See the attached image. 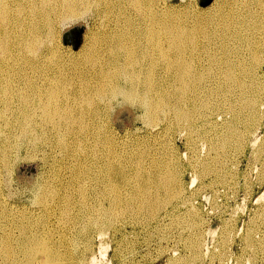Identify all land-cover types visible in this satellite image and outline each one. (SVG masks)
Here are the masks:
<instances>
[{"label": "bare ground", "instance_id": "1", "mask_svg": "<svg viewBox=\"0 0 264 264\" xmlns=\"http://www.w3.org/2000/svg\"><path fill=\"white\" fill-rule=\"evenodd\" d=\"M166 0H0V174L2 170L9 172L12 156L15 153L16 147H18L19 142L28 141L35 142L39 141L40 135L38 129H44L43 124L52 123L49 127L52 128L54 133L53 139H48L47 129L44 131L43 139L48 141L51 140L57 148L64 150L66 155L68 154H79V147L86 148L85 154L91 153L93 158L88 157V160L84 162L82 156H79V169L83 174H90L93 170H98L97 175L100 179L110 180L113 173V165L115 161L122 162V158L116 153L113 143L114 137L112 134L104 135L103 129L101 130L100 126L96 122L98 115H101L103 110L106 107H109V103L114 98H125L130 100L132 103H136L143 110V115L149 120L153 121L152 125H157L159 120L166 121L164 123V129L168 132L170 122L174 120L179 124H182L186 120L190 125L195 120L197 114H209L210 104L204 98H210L212 95L218 94L220 96V90L225 86L230 87L238 86V98L243 100L242 105L244 104L248 108L251 107L253 110L256 109V98L258 93L256 91V82L264 84V78L254 76L256 71V63H260L261 56L256 51V45L253 42L254 32L256 29H261L264 31V0H213V8L206 10V17L201 18L199 23H196L192 26H188L185 23H180L176 20L174 14L170 16H163V8ZM100 5H105L107 11V17L109 21L108 33L104 36H100L101 42V51L97 60L95 59L94 65L98 64V68L95 71L94 75L87 74L84 75L83 80L84 84L82 89L87 90L88 94L75 92L73 95L67 96L66 99H61V97L66 93V85L48 83L45 91H41L40 97L30 98L28 92H20L16 88L18 85L17 79L19 75L22 74L25 68H39L35 63H33L29 57L26 50H34L37 48L38 43L43 42V36H47L50 33H56L55 29L57 22L67 20L69 18L78 17L82 13L89 11L93 7H100ZM97 8V9H98ZM166 8V6H165ZM100 9V8H99ZM209 9V8H208ZM168 10V9H167ZM193 10V9H192ZM200 10V9H199ZM172 12V11H171ZM197 13V12H196ZM200 13V12H199ZM163 14V15H162ZM198 14V13H197ZM196 14V15H197ZM169 15V14H168ZM191 15V14H190ZM195 15V17H196ZM202 16V15H201ZM111 17L113 20L111 21ZM190 17V16H189ZM188 17V18H189ZM198 17V16H197ZM197 19V18H196ZM176 21V23L174 22ZM188 21V20H187ZM193 21V20H191ZM106 31V30H105ZM260 31V30H259ZM258 31V32H259ZM96 32V31H95ZM261 32V31H260ZM97 33V32H96ZM262 33V32H261ZM51 36V35H50ZM258 36V35H257ZM53 37V36H52ZM49 38V37H48ZM97 38V37H96ZM260 38V37H259ZM232 39L246 41L247 47L253 49L252 56L253 59L251 63H243L239 59L233 58L231 55L232 52L236 51L232 46ZM258 40V39H257ZM262 40V38H261ZM264 40V37H263ZM97 42V41H96ZM99 42V41H98ZM100 42V43H101ZM44 43V42H43ZM87 43V41H86ZM99 43V44H100ZM236 43V42H235ZM233 43V44H235ZM88 44V43H87ZM237 44V43H236ZM240 44V43H239ZM238 44V45H239ZM242 44V42H241ZM245 44V43H244ZM98 45V43H97ZM246 45V44H245ZM263 45V44H262ZM40 46V45H39ZM42 46V44H41ZM85 46V45H84ZM87 46V45H86ZM96 46V45H95ZM99 46V45H98ZM83 47V46H82ZM90 47V46H89ZM93 47V45H92ZM260 47V46H258ZM244 48V47H242ZM91 49V48H90ZM96 49V48H95ZM248 49V48H247ZM36 50V49H35ZM34 50V51H35ZM83 50V49H81ZM92 50V49H91ZM241 50V49H240ZM87 51V50H86ZM96 51V50H95ZM98 51V50H97ZM238 51V50H237ZM39 52V51H38ZM53 52V51H52ZM56 52V51H55ZM239 52V51H238ZM251 52V51H249ZM30 53V52H29ZM36 53V52H35ZM58 53V52H57ZM84 53V52H83ZM86 53V52H85ZM96 53V52H95ZM99 53V52H98ZM96 53V54H98ZM241 53V52H240ZM264 53V52H263ZM32 54V52H31ZM37 54V53H36ZM48 54V53H47ZM52 54V53H51ZM56 54V53H55ZM54 54V55H55ZM247 54V53H246ZM262 54V53H261ZM34 55V54H32ZM53 55V57H54ZM45 56V55H44ZM52 56V55H51ZM50 56V58H51ZM58 56V55H57ZM61 56V55H60ZM85 56V55H84ZM82 56V57H84ZM235 56V55H234ZM48 57V56H47ZM56 57V55H55ZM87 57V56H86ZM237 57V56H236ZM248 57V56H247ZM245 57V58H247ZM63 58V57H62ZM70 58V57H69ZM94 58V57H93ZM239 58V57H238ZM252 58V57H251ZM36 59V58H35ZM47 59V58H46ZM54 59V58H53ZM52 61L54 62V60ZM57 59V58H56ZM61 59V58H60ZM93 60V59H92ZM248 60V59H247ZM264 61V59H262ZM51 61V62H52ZM71 61V60H70ZM77 61V60H76ZM74 61V62H76ZM44 62V60H43ZM73 62V63H74ZM87 62V61H86ZM85 62V63H86ZM101 62V64H99ZM78 63V61H77ZM91 63V62H89ZM17 64H21L20 67ZM40 64V63H38ZM48 60V65H49ZM63 64V63H62ZM79 64V63H78ZM84 64V63H83ZM45 65V64H44ZM51 65V64H50ZM53 65V64H52ZM64 65V64H63ZM82 65V64H81ZM79 64V66H81ZM90 65V64H89ZM41 66V65H39ZM54 66V65H53ZM59 66V65H57ZM56 66V67H57ZM84 66V65H83ZM86 66V65H85ZM97 66V65H96ZM82 67V66H81ZM164 67L166 71L173 72L174 79L177 80L178 86L175 85L176 90L173 93H170L167 88L162 87V74L160 68ZM30 68V69H31ZM41 68V67H40ZM49 68V67H48ZM65 68V66H64ZM70 68V67H69ZM85 68V67H83ZM93 68V67H92ZM95 68V67H94ZM44 68H41V71ZM53 69V68H52ZM56 69V68H55ZM58 69V68H57ZM164 69V70H165ZM239 69V70H238ZM259 69V68H257ZM37 70V69H36ZM40 70V69H39ZM54 70V69H53ZM60 70V69H59ZM77 70V68H76ZM81 70V69H80ZM31 71V70H30ZM46 71V67H45ZM49 71V70H47ZM51 71V70H50ZM74 71V70H73ZM91 71V70H90ZM162 71V70H161ZM27 72V71H26ZM34 72V71H33ZM32 72V73H33ZM58 72V71H57ZM87 72V71H86ZM258 72V71H257ZM25 73V72H24ZM23 73V75H24ZM31 73V72H30ZM41 73V72H40ZM61 73V72H60ZM66 73V72H64ZM68 73V72H67ZM66 73V74H67ZM165 73V72H164ZM169 73V72H167ZM166 73V74H167ZM256 73V72H255ZM27 74V73H25ZM34 74V73H33ZM48 74V73H47ZM55 74V73H54ZM58 74V73H57ZM72 74V73H71ZM69 74V75H71ZM76 74V73H75ZM165 74V75H166ZM254 74V75H253ZM28 75V74H27ZM26 75V76H27ZM37 75V74H36ZM35 75V76H36ZM45 75V73H44ZM49 75V74H48ZM47 75V79L48 78ZM77 75V74H76ZM81 75V73H80ZM246 75H250V81L246 80ZM261 75V74H260ZM24 75V77H26ZM32 76V74H31ZM66 77V75H63ZM30 76H27V78ZM44 77V76H43ZM50 77V76H49ZM54 77V76H52ZM58 77V75H57ZM73 77V76H72ZM70 77V78H72ZM76 77V76H75ZM79 77V76H78ZM164 77V76H163ZM55 78V77H54ZM167 78V77H166ZM22 79V78H20ZM35 78H32V80ZM40 79V78H39ZM45 79V77H44ZM59 79V78H58ZM61 79V78H60ZM65 79V78H63ZM73 79V78H72ZM169 79V78H168ZM173 79V80H174ZM23 80V79H22ZM27 80V79H26ZM29 80V79H28ZM27 80V81H28ZM41 80V79H40ZM56 80V79H55ZM82 80V81H83ZM21 81V80H20ZM35 81V80H34ZM27 83L32 86V83ZM51 81L52 80L51 78ZM61 81V80H60ZM64 81V80H63ZM45 82V81H44ZM56 82V81H55ZM74 82V80H73ZM96 82V84H92ZM174 82V81H173ZM43 83V82H42ZM72 83V82H71ZM16 84V85H15ZM35 84V83H34ZM69 84V83H67ZM77 84V83H76ZM169 84V83H168ZM167 84V85H168ZM176 84V83H174ZM21 85V84H20ZM47 85V84H46ZM70 85V84H69ZM34 86V85H33ZM42 86V85H41ZM174 86V85H173ZM260 86V85H259ZM21 87V86H20ZM25 87V86H24ZM27 87V86H26ZM36 86H34L35 88ZM43 87V86H42ZM70 87V86H69ZM73 87V85H72ZM165 87V86H164ZM168 87V86H167ZM257 87V86H256ZM263 87V86H262ZM37 88V87H36ZM80 88V87H79ZM237 88V89H238ZM40 89V88H39ZM225 89V88H224ZM223 89V91H224ZM234 89V88H233ZM260 89V88H259ZM29 90V89H28ZM27 90V91H28ZM80 90V89H79ZM18 91V92H17ZM26 91V90H25ZM71 91V90H70ZM69 91V93H70ZM226 91V90H225ZM234 91V90H233ZM232 91V92H233ZM260 91V90H259ZM31 92V91H30ZM38 92V91H37ZM86 93V92H85ZM226 93V92H225ZM228 93V92H227ZM234 93V92H233ZM31 94V93H30ZM68 94V93H67ZM217 95V96H218ZM222 95V94H221ZM237 95V94H235ZM261 95V94H260ZM74 97L76 99H70L68 97ZM227 96V95H226ZM229 96V95H228ZM223 97V96H222ZM221 97V98H222ZM216 98V97H215ZM229 98V97H228ZM225 99V98H222ZM258 99V98H257ZM121 100V99H120ZM240 100V101H241ZM200 101V107L204 106L205 110H200L198 107V102ZM227 101V100H226ZM230 101V100H229ZM236 101V100H235ZM221 102V101H220ZM225 102V101H224ZM228 102V101H227ZM239 102V100H238ZM259 102V101H258ZM218 103V102H217ZM223 103V102H222ZM233 103V102H230ZM237 102H234V105ZM111 104V103H110ZM229 104V103H228ZM35 105L40 109V114L35 113ZM224 105V104H223ZM222 105V106H223ZM232 106V104H231ZM237 107V106H236ZM258 107V106H257ZM111 108V107H109ZM220 108V105H219ZM224 108V107H223ZM230 108V107H228ZM227 108V110H228ZM247 108V109H248ZM233 109V108H232ZM236 109V108H235ZM239 109V108H238ZM246 109V110H247ZM217 110V108H216ZM221 110V109H220ZM231 110V109H230ZM212 111V110H211ZM226 111V109H225ZM224 111V112H225ZM232 111V110H231ZM230 111V112H231ZM245 111V110H244ZM250 111V110H249ZM259 111V110H258ZM262 111V110H261ZM213 112V111H212ZM219 112V111H218ZM229 112V111H228ZM234 112V111H233ZM240 112V111H239ZM252 112V111H251ZM250 112V113H251ZM104 113V112H103ZM107 113V112H106ZM110 113V112H109ZM140 113V112H139ZM215 113V112H214ZM232 113V112H231ZM242 113V112H241ZM247 113V111H246ZM249 113V114H250ZM173 114L176 119L172 120L171 117ZM211 114V113H210ZM262 114V113H261ZM137 115V114H135ZM218 115V113H217ZM225 115V114H224ZM228 115V114H227ZM235 115V114H234ZM260 115V113H259ZM104 116V115H103ZM201 116V115H200ZM205 116V117H206ZM222 116V115H221ZM219 116V117H221ZM237 116V115H236ZM240 116V114H239ZM246 116V115H245ZM105 117V116H104ZM203 117V116H202ZM250 117V115H249ZM248 117V118H249ZM252 117V114H251ZM250 117V118H251ZM264 117V116H263ZM261 117V118H263ZM223 118V117H221ZM239 118V117H238ZM241 118V117H240ZM247 118V117H246ZM260 118V117H258ZM203 119V118H202ZM217 120V118H215ZM233 119V118H232ZM145 120V118H144ZM199 120V119H198ZM197 120V121H198ZM211 120V119H210ZM224 120V119H223ZM229 120V119H228ZM237 120V119H236ZM98 121V120H97ZM104 122V120L102 119ZM146 121V120H145ZM148 121V122H149ZM174 121V122H175ZM212 121V120H211ZM218 121V120H217ZM225 121V120H224ZM235 121V120H234ZM241 121V120H240ZM258 121V120H257ZM147 122V121H146ZM176 122V123H177ZM214 122V120H213ZM212 124L214 125L215 123ZM220 122V121H218ZM231 122V121H230ZM246 122V121H245ZM248 122V119H247ZM246 122V123H247ZM250 122V121H249ZM100 123V122H99ZM109 123V122H108ZM150 123V122H149ZM160 123V122H159ZM177 123V124H178ZM207 123V122H204ZM211 123V122H209ZM226 123V122H225ZM243 123V122H242ZM261 123V122H259ZM45 124V125H46ZM102 124V123H101ZM111 124V123H109ZM145 124V123H144ZM188 124V126H189ZM229 124V122L227 123ZM233 125V123H231ZM256 124V123H255ZM106 125V124H105ZM159 125V124H158ZM173 125V124H172ZM175 125V124H174ZM173 125V126H174ZM217 125V124H216ZM232 125H226L225 131L222 129L223 133L220 136V140L212 142L211 147L217 149L219 156L221 153L226 150V147L231 143L233 139H241L242 131L238 130L239 128ZM237 125V124H236ZM254 125V124H253ZM109 126V125H108ZM114 126V124H113ZM150 126V125H149ZM177 126V125H176ZM180 126V125H179ZM184 125L183 128H185ZM207 126V125H206ZM220 126V124H219ZM224 126V125H223ZM48 127V125H47ZM106 127V126H104ZM103 127V128H104ZM153 127V126H152ZM155 127V126H154ZM153 127V129H154ZM158 127V126H157ZM156 127V129H157ZM178 127V126H177ZM182 127V126H181ZM216 127V126H215ZM214 127V128H215ZM248 127V126H247ZM256 127V126H255ZM261 127V126H260ZM110 128V127H109ZM136 128V127H135ZM162 128V127H161ZM190 128V127H189ZM193 128V127H192ZM203 128V127H202ZM212 128V127H211ZM218 129V127H216ZM242 128V127H241ZM108 129V128H107ZM143 129V128H142ZM146 129V128H145ZM152 129V130H153ZM160 129V128H159ZM158 129V130H159ZM177 129V128H176ZM186 129V128H185ZM213 129V128H212ZM211 129V130H212ZM244 129V128H243ZM246 129V128H245ZM255 129V128H254ZM257 129V128H256ZM139 130V129H138ZM158 130H155L156 132ZM174 130V129H173ZM192 130V129H191ZM198 130V129H197ZM216 130V129H215ZM242 130V129H241ZM106 131V130H105ZM104 131V132H105ZM110 131V130H109ZM112 131V130H111ZM136 131V130H135ZM184 131V130H183ZM200 131V130H199ZM214 131V130H212ZM246 131V130H245ZM252 131V130H251ZM151 132V131H150ZM160 132V131H159ZM182 132V131H181ZM197 132V131H196ZM257 132V131H256ZM53 133H51L53 135ZM116 133V132H115ZM148 133V132H147ZM166 133V132H165ZM169 133V132H168ZM167 133V134H168ZM190 133V132H188ZM195 133V132H194ZM208 133V132H207ZM219 133V132H218ZM253 133V132H252ZM255 133V132H254ZM43 134V133H42ZM50 134V135H51ZM121 134V132H120ZM145 134V133H144ZM149 134V133H148ZM162 134V133H161ZM170 134V133H169ZM168 134V135H169ZM206 134V133H205ZM204 134V135H205ZM213 134V133H212ZM249 134V133H248ZM247 134V135H248ZM251 134V133H250ZM132 135V134H131ZM138 135V134H137ZM158 135V134H157ZM182 135V133H181ZM191 135V134H190ZM189 135V136H190ZM197 135V134H196ZM199 135V134H198ZM197 135V136H198ZM244 135V134H243ZM255 135V134H253ZM257 135V134H256ZM40 136V137H39ZM146 136V135H145ZM144 136V137H145ZM160 136V135H159ZM217 136V135H216ZM116 137V136H115ZM130 137V136H129ZM142 137V136H141ZM191 137H193L191 135ZM206 137V136H205ZM204 137V138H205ZM244 137V136H243ZM255 137V136H253ZM42 138V137H41ZM119 138V137H118ZM136 138V137H135ZM167 138V137H166ZM203 138V137H202ZM201 138V139H202ZM203 138V139H204ZM211 138V137H210ZM215 138V137H214ZM219 138V137H218ZM248 138V137H247ZM38 139V140H37ZM144 139V138H143ZM156 139V138H155ZM158 139V137H157ZM182 139V138H181ZM188 139V138H187ZM186 139V140H187ZM199 139V138H198ZM197 139V140H198ZM120 140V139H119ZM126 140V139H125ZM139 140V137H138ZM166 140V139H165ZM200 140V139H199ZM234 140V141H235ZM249 140V138H248ZM50 141V143H51ZM121 141V140H120ZM127 141V140H126ZM135 141V140H134ZM157 141V140H155ZM190 141V140H189ZM192 141V140H191ZM212 141V140H211ZM245 141V140H243ZM247 141V140H246ZM45 142V141H44ZM124 142V141H123ZM128 142V141H127ZM142 142V141H141ZM158 142V141H157ZM162 142V140H161ZM168 141H166L167 143ZM170 142V141H169ZM173 142V141H172ZM171 142V143H172ZM188 142V141H187ZM201 142V141H200ZM239 142V140H238ZM242 142V141H240ZM248 142V141H247ZM246 142V143H247ZM31 143V145H32ZM46 143V142H45ZM131 143V142H130ZM150 143V142H149ZM153 143V142H152ZM159 143V142H158ZM170 143V144H171ZM189 143V142H188ZM196 143V142H195ZM202 143V142H201ZM200 143V144H201ZM205 143V141H204ZM210 143V142H207ZM206 143V144H207ZM27 144V143H26ZM30 144V143H29ZM36 144V143H35ZM134 144V143H133ZM132 144V145H133ZM163 144V143H162ZM205 144V145H206ZM243 144V143H241ZM38 145V144H37ZM51 145V144H50ZM78 145V147H77ZM115 145V143H114ZM117 145V144H116ZM115 145V147H116ZM123 145V144H122ZM126 145V144H125ZM142 145V144H141ZM149 145V144H148ZM153 145V144H152ZM172 145V144H171ZM189 145V144H188ZM196 145V144H195ZM204 145V144H203ZM211 145V144H210ZM236 145V143H235ZM249 145V144H248ZM34 146V145H33ZM32 146V147H33ZM55 146V147H56ZM130 146V145H129ZM194 146V145H193ZM200 146V145H199ZM198 146V147H199ZM240 146V145H239ZM261 146V145H260ZM263 146V144H262ZM28 147V146H27ZM122 147V146H121ZM128 147V145H127ZM126 147V149H127ZM155 147V146H154ZM153 147V148H154ZM159 147V145H158ZM170 147V146H169ZM180 147V146H179ZM183 147V146H182ZM192 147V146H191ZM190 147V148H191ZM195 147V146H194ZM235 147V146H234ZM43 148V147H42ZM46 148V147H45ZM131 148V147H130ZM128 148V149H130ZM134 148V147H133ZM139 148V147H138ZM149 148V147H148ZM238 148V147H237ZM118 149V148H117ZM120 149V147H119ZM124 149V148H123ZM127 149V150H128ZM152 149V148H151ZM163 149V148H162ZM182 149V148H181ZM188 149V147H187ZM229 149V148H228ZM264 149V148H262ZM19 150V149H18ZM41 150V148H40ZM44 150V149H43ZM51 150V149H50ZM54 150V149H52ZM56 150V149H55ZM58 150V149H57ZM140 150V148H139ZM148 150V149H147ZM153 150V149H152ZM165 150V149H164ZM163 150V151H164ZM168 150V149H167ZM180 150V149H179ZM194 150V148L192 149ZM197 150V149H196ZM212 150V149H211ZM235 150V149H234ZM261 150V149H260ZM28 151V150H27ZM30 151V150H29ZM35 151V150H34ZM33 151V152H34ZM39 151V150H38ZM37 151V152H38ZM61 151V150H60ZM84 151V150H83ZM95 151V152H94ZM123 151V150H122ZM121 151V152H122ZM132 151V150H131ZM144 151V150H143ZM149 151V150H148ZM158 151V150H157ZM162 151V150H161ZM190 151V150H189ZM198 151V150H197ZM195 151V152H197ZM215 151V150H213ZM227 151V150H226ZM231 151V150H230ZM229 151V152H230ZM241 151V150H240ZM244 151V150H243ZM263 151V150H262ZM261 151V152H262ZM32 152V153H33ZM36 152V151H35ZM40 152V151H39ZM82 152V150H81ZM139 152V151H137ZM146 152V151H144ZM159 152V151H158ZM168 152V151H167ZM172 152V151H171ZM236 152V151H235ZM17 153V152H16ZM15 153V154H16ZM20 153V152H19ZM45 153V151L43 152ZM47 153V152H46ZM83 153V154H84ZM116 153V154H115ZM129 153V152H128ZM140 153V152H139ZM147 153V152H146ZM157 153V152H156ZM155 153V154H156ZM161 153V152H160ZM211 153V152H210ZM207 152V154H210ZM260 153V151H259ZM25 154V153H24ZM30 154V153H29ZM74 154V155H75ZM81 154V153H80ZM121 154V153H120ZM123 154V153H122ZM133 154V153H132ZM138 154V153H137ZM166 156L167 153H162ZM170 153L169 155H171ZM195 154V153H194ZM200 154V153H199ZM206 154V155H207ZM212 154V153H211ZM226 154V152H225ZM245 154V152H244ZM262 154V153H261ZM259 154V156L261 155ZM23 155V154H22ZM32 155V154H31ZM34 155V153H33ZM43 155V154H42ZM45 155V154H44ZM51 155V154H50ZM70 155V156H71ZM130 155V154H129ZM144 155V154H143ZM149 155V153H148ZM147 155V156H148ZM157 155V154H156ZM159 155V154H158ZM190 155V154H189ZM198 154H195V156ZM231 155V154H230ZM233 155V154H232ZM235 155V154H234ZM250 155V154H249ZM65 156V154H64ZM85 156V155H83ZM141 156V155H140ZM154 156V155H153ZM162 156V155H161ZM175 156V155H174ZM186 156V155H185ZM193 152H192V155ZM208 156V155H207ZM224 156V155H223ZM240 156V155H239ZM238 156V157H239ZM14 157V156H13ZM22 157V156H21ZM86 157V156H85ZM84 157V158H85ZM127 157V156H126ZM133 157V156H132ZM145 157V156H143ZM163 157V156H162ZM201 157V156H200ZM206 157V156H205ZM213 157V156H212ZM221 157V156H220ZM234 157V156H233ZM247 157V156H246ZM250 157V156H249ZM258 157V156H257ZM31 158V157H30ZM67 158V157H65ZM70 158V157H69ZM72 158V157H71ZM125 158V157H124ZM142 158V157H141ZM147 158V157H145ZM144 158V159H145ZM161 158V157H160ZM159 158V159H160ZM165 158V157H164ZM167 158V157H166ZM189 158V157H188ZM191 158V157H190ZM254 158V157H253ZM260 157L257 158V160ZM15 159V158H14ZM21 159V158H20ZM32 159V158H31ZM46 159V158H45ZM87 159V158H85ZM127 159V158H126ZM133 159V158H132ZM136 159V157H135ZM140 159V158H139ZM158 159V158H156ZM158 159V160H159ZM163 159V158H162ZM172 159V157H171ZM193 159V157H192ZM201 159V158H200ZM211 159V157H210ZM215 159L219 160V157ZM226 159V158H225ZM230 159V158H229ZM236 159V158H235ZM17 160V159H16ZM15 160V161H16ZM29 160V159H28ZM57 160V159H56ZM59 160V159H58ZM70 160V159H69ZM138 160V159H137ZM142 160V159H141ZM146 160V159H145ZM169 160V159H168ZM173 160V159H172ZM171 160V161H172ZM175 160V159H174ZM190 160V159H189ZM188 160V161H189ZM196 160V159H194ZM203 160V159H202ZM233 160V159H232ZM260 160V159H259ZM14 161V160H13ZM46 161V160H45ZM63 161V160H62ZM139 161V160H138ZM137 161V162H138ZM143 161V160H142ZM160 161V160H159ZM158 161V162H159ZM163 161V160H162ZM165 161V160H164ZM191 161V160H190ZM189 161V162H190ZM204 161V160H203ZM207 161V160H206ZM209 161V160H208ZM214 161V160H213ZM212 161V162H213ZM223 161V159H222ZM228 161V158H227ZM249 161V159H248ZM261 161V160H260ZM67 162V161H66ZM78 162V161H77ZM125 162V161H124ZM130 162V160H129ZM146 162V161H145ZM155 161H152V163ZM157 162V161H156ZM192 162V161H191ZM190 162V163H191ZM196 162V161H195ZM199 162V161H198ZM197 162V163H198ZM202 162V161H201ZM210 162V161H209ZM211 162V163H212ZM259 162V161H258ZM57 163V162H56ZM64 163V162H63ZM70 163V162H69ZM68 163V164H69ZM96 163L97 168L93 169L92 165ZM140 163V162H139ZM142 163V162H141ZM165 162V164H167ZM172 163V162H170ZM168 163V164H170ZM207 163V162H205ZM210 163V164H211ZM217 163V161H216ZM234 163V162H233ZM238 163V162H237ZM59 164V163H58ZM62 164V163H61ZM132 164V163H131ZM135 164V161H134ZM158 164V163H157ZM157 164H154L157 166ZM161 164V163H160ZM164 164V162L162 163ZM161 164V165H162ZM192 164V163H191ZM196 164V163H195ZM194 164V165H195ZM203 164V162H202ZM209 164V163H208ZM221 163H219L220 165ZM226 164V162H225ZM240 164V163H239ZM75 165V164H74ZM116 165V164H115ZM119 165V164H117ZM124 163L122 164V167ZM137 165V164H136ZM141 165V164H140ZM151 165V164H150ZM149 165V167H150ZM198 165V164H197ZM201 165V164H200ZM217 165V164H216ZM262 165V164H261ZM68 166V165H66ZM65 166V167H66ZM155 166V167H156ZM159 166V165H158ZM214 166V165H213ZM218 166V165H217ZM225 166V165H224ZM223 166V167H224ZM12 167V166H11ZM129 167V166H128ZM127 167V168H128ZM131 167H133L131 165ZM130 167V168H131ZM138 167V166H136ZM144 167V166H143ZM154 167V166H153ZM162 167V166H161ZM170 167V166H169ZM168 167V168H169ZM175 167V166H174ZM187 167V166H186ZM196 167V166H195ZM203 167V165L201 166ZM208 167V165H207ZM211 167V166H210ZM222 167V166H221ZM232 167V166H231ZM236 167V165H235ZM238 167V166H237ZM59 168V167H58ZM71 168V167H70ZM73 168V167H72ZM115 168V167H114ZM118 168V167H117ZM116 168V169H117ZM121 168V167H120ZM127 168H124L127 169ZM135 168V167H134ZM147 168V167H146ZM185 168V167H184ZM194 168V167H193ZM197 168V167H196ZM204 168V167H203ZM213 168V167H211ZM210 168V169H211ZM257 168V167H256ZM262 168V167H260ZM68 169V167H67ZM139 169V168H138ZM136 169V170H138ZM159 169V168H158ZM198 169V168H197ZM207 169V168H206ZM209 169V170H210ZM216 169V168H215ZM222 170L221 168H219ZM228 169V168H227ZM70 170V169H69ZM68 170V172H69ZM119 170V169H118ZM130 170V169H129ZM128 170V171H129ZM143 170V168H142ZM146 170V169H145ZM151 170V169H150ZM166 170V169H165ZM170 170V169H168ZM204 170V169H203ZM213 170V169H212ZM247 170V169H246ZM263 170V169H262ZM56 171V170H55ZM65 171V170H64ZM73 171V170H71ZM75 171V170H74ZM95 171V172H96ZM133 171V170H132ZM149 171V170H148ZM158 171V170H157ZM175 171V170H174ZM193 171V170H192ZM198 171V170H197ZM206 171V170H205ZM228 171V170H227ZM226 171V172H227ZM236 171V170H235ZM261 171V170H260ZM77 172V170H76ZM116 172V171H115ZM118 172V171H117ZM125 172V171H124ZM123 170H121L122 176L124 175ZM131 172V171H130ZM138 172V171H137ZM136 172V173H137ZM141 172V171H139ZM163 172V171H162ZM167 172V171H166ZM170 172V171H169ZM168 172V173H169ZM195 172V171H194ZM217 172V171H216ZM222 172V171H221ZM243 172V171H242ZM7 173V172H6ZM71 173V172H70ZM74 173V172H73ZM79 173V172H78ZM127 173V171H126ZM147 173V172H146ZM161 173V172H160ZM172 173V172H170ZM169 173V174H170ZM191 173V172H190ZM200 173V172H199ZM198 173V174H199ZM204 173V172H203ZM202 173V174H203ZM207 173V172H206ZM224 173V172H223ZM234 173V172H233ZM262 173V172H261ZM75 174V173H74ZM133 174V173H132ZM135 174V173H134ZM142 174V173H141ZM145 174V173H144ZM148 174V173H147ZM156 174V173H153ZM152 174V175H153ZM205 174V173H204ZM209 174V173H208ZM211 174V173H210ZM220 174V173H219ZM244 174V172H243ZM246 174V173H245ZM244 174V175H245ZM263 174V173H262ZM11 175V174H10ZM62 175V174H61ZM73 175V174H71ZM70 175V177H71ZM77 175V173H76ZM78 174V178L80 177ZM115 175V174H114ZM118 175V174H117ZM116 175V176H117ZM120 175V174H119ZM127 175V174H126ZM130 175V174H129ZM151 175V176H152ZM158 175V173H157ZM168 175V174H167ZM192 175V174H191ZM212 175V174H211ZM226 175V174H225ZM239 175V174H238ZM7 176V175H6ZM9 176V173H8ZM56 176V175H55ZM63 176V175H62ZM61 176V177H62ZM75 176V175H74ZM140 176V175H139ZM145 176V175H144ZM147 176V175H146ZM150 176V175H149ZM150 176V177H151ZM154 176V175H153ZM161 176V174H160ZM170 176V175H169ZM177 176V175H176ZM197 176V175H196ZM200 176V175H199ZM203 175H201L202 177ZM205 176V175H204ZM203 176V177H204ZM247 176V175H246ZM58 177V176H57ZM120 177V176H119ZM126 177V176H125ZM133 177V176H132ZM142 177V176H141ZM164 177V176H163ZM192 177V176H191ZM206 177V176H205ZM208 177V176H207ZM226 177V176H225ZM238 176H236L237 178ZM3 178V177H2ZM9 178V177H8ZM69 178V177H68ZM73 178V177H72ZM77 178V179H78ZM81 178V177H80ZM79 178V179H80ZM90 178V177H89ZM92 178V177H91ZM96 178V177H95ZM122 178V177H121ZM128 178V177H127ZM135 178V177H133ZM137 178V177H136ZM157 179V177H155ZM159 178V177H158ZM162 178V177H161ZM160 178V179H161ZM173 178V177H172ZM198 178V177H197ZM214 178V177H212ZM228 178V177H227ZM78 179V180H79ZM93 179V178H92ZM99 179V180H100ZM119 178H116L117 180ZM149 179V178H148ZM147 179V180H148ZM159 179V180H160ZM164 179V178H163ZM167 179V178H165ZM178 179V178H176ZM189 179V178H188ZM191 179V178H190ZM196 179V178H195ZM203 179V178H202ZM222 179V178H221ZM225 179V178H223ZM222 179V181H223ZM230 179V178H228ZM235 179V178H234ZM240 179V178H239ZM264 179V178H263ZM43 180V179H42ZM52 180V179H51ZM62 180V179H61ZM77 180V182H78ZM90 180V179H89ZM106 180V181H107ZM122 180V179H121ZM124 180V179H123ZM122 180V182H123ZM142 180V179H141ZM151 179L150 181H152ZM193 180V179H192ZM191 180V181H192ZM215 180V179H214ZM226 180V179H225ZM248 180V179H247ZM260 180V178H259ZM262 180V179H261ZM11 177L9 181L3 180L0 177V264H83L93 261L94 259L90 258L84 261V257L79 258L76 254L75 246L73 240L68 238L62 230V223L60 217L57 215L56 211H60V200H62L63 195H60L59 191H55L50 186L45 188L42 185L43 189L40 195L35 193L36 205L34 208L27 207L26 203L18 205L15 202V193H13L9 185L11 183ZM56 181V180H55ZM65 181V180H64ZM76 181V180H75ZM101 181V180H100ZM111 181V180H110ZM120 181V180H119ZM132 181V180H131ZM138 181V180H137ZM174 181V180H173ZM176 181V180H175ZM201 181V180H200ZM232 181V180H231ZM49 181H47L48 183ZM58 182V181H57ZM62 182V181H60ZM69 182V181H67ZM71 182V181H70ZM80 182V181H79ZM89 182V181H88ZM93 182V181H91ZM90 182V183H91ZM95 182V181H94ZM105 182V181H104ZM128 181H126L127 183ZM140 182V181H139ZM154 182V181H153ZM152 182V183H153ZM165 182V181H164ZM163 182V183H164ZM195 183V181L193 180ZM192 182V183H193ZM210 182H212L210 180ZM225 182V181H223ZM229 182V181H228ZM236 182V181H235ZM246 182V180H245ZM250 182V181H249ZM261 182V181H260ZM264 182V181H262ZM30 183V182H29ZM35 183V182H34ZM39 183V182H38ZM42 183V181H41ZM97 183V182H95ZM102 183V182H101ZM137 183V182H136ZM141 183V182H140ZM149 183V181H147ZM161 183V182H160ZM171 183V180H170ZM209 183V182H208ZM213 183V182H212ZM219 183H221L219 181ZM44 184V183H43ZM46 184V183H45ZM56 184V183H55ZM65 184V183H64ZM70 184V183H69ZM76 184V183H75ZM87 184V183H86ZM92 184V183H91ZM108 184V183H107ZM114 184V183H112ZM116 184V183H115ZM135 184V183H134ZM157 182L155 183L156 187ZM169 184V183H168ZM178 184V183H177ZM225 184V183H224ZM238 184V182L236 183ZM253 184V183H252ZM35 185V184H34ZM51 185V184H49ZM66 185V184H65ZM83 185V184H82ZM81 185V186H82ZM99 185V183H98ZM102 185V184H101ZM110 186H112L109 183ZM127 185V184H126ZM132 185V184H131ZM144 185V184H143ZM147 185V184H146ZM161 185V184H159ZM173 185V182H172ZM175 185V184H174ZM179 185V184H178ZM176 185V186H178ZM188 185V184H187ZM207 185V184H206ZM205 185V186H206ZM211 185V184H208ZM217 185V184H216ZM240 185V184H239ZM238 185V186H239ZM245 185V184H244ZM11 186V185H10ZM61 186V185H60ZM69 186V185H68ZM73 187V185H71ZM100 186V185H99ZM105 186V185H104ZM108 186V185H107ZM142 186V185H140ZM137 186V187H140ZM152 186V185H151ZM166 186V185H164ZM176 186L174 188L176 189ZM192 186V185H191ZM204 186V185H203ZM214 186V185H213ZM232 186V185H231ZM250 186V185H248ZM15 187V186H14ZM58 187V186H57ZM80 187V186H79ZM85 187V186H84ZM90 187V186H89ZM96 187V186H94ZM101 187V186H100ZM146 187V186H145ZM168 187V186H167ZM170 187V186H169ZM168 187V188H169ZM172 187V186H171ZM181 187V186H178ZM185 187V186H184ZM212 187V186H211ZM229 187V186H228ZM235 187V186H234ZM241 187V186H240ZM247 187V186H246ZM32 188V187H31ZM38 188V187H37ZM40 188V187H39ZM61 190V187H58ZM83 188V186H82ZM87 188V187H85ZM84 188V189H85ZM109 188V187H108ZM117 188V187H116ZM122 188V185L121 187ZM134 188V187H132ZM142 188V187H141ZM163 188V186H162ZM199 188V186H198ZM201 188V187H200ZM205 188V187H204ZM216 188V187H215ZM238 188V187H237ZM236 188V189H237ZM251 188V187H249ZM15 189V188H14ZM20 189V188H19ZM18 189V190H19ZM23 189V188H22ZM64 189V187H63ZM72 189V188H71ZM70 189V190H71ZM83 189V190H84ZM118 189V188H117ZM124 189V188H123ZM136 189V188H135ZM146 189V188H145ZM161 189V188H160ZM165 189V187H164ZM174 189V190H175ZM180 189V188H179ZM197 189V188H196ZM202 189V188H201ZM228 189V188H227ZM226 189V190H227ZM53 190V191H52ZM66 190V188H65ZM68 190V189H67ZM76 190V189H75ZM79 190V189H78ZM76 190V191H78ZM86 190V189H85ZM85 190L83 192H85ZM88 190V189H87ZM90 190V189H89ZM120 190V189H119ZM128 190V189H127ZM147 190V189H146ZM153 190V189H152ZM159 191V189H156ZM172 191V189H169ZM177 190V189H176ZM183 190V189H181ZM179 190V193L181 192ZM200 190V189H199ZM205 190V189H203ZM202 190V191H203ZM217 190V189H216ZM225 190V191H226ZM249 190V189H247ZM16 191V190H14ZM31 191V190H29ZM38 191V190H36ZM74 191V190H73ZM82 192V189L80 188ZM79 191V192H80ZM93 191V190H90ZM103 191V190H102ZM106 191V190H105ZM110 191V190H109ZM113 191V190H111ZM118 191V190H117ZM130 191V190H128ZM137 191V190H136ZM143 191V190H142ZM141 191V192H142ZM155 191V190H154ZM162 191V189H161ZM167 191V188H166ZM169 191V192H170ZM184 191H187L185 189ZM201 191V190H200ZM199 191V192H200ZM224 191V190H223ZM233 191V190H232ZM238 191V189H237ZM18 192V191H17ZM16 192V193H17ZM33 192V191H32ZM62 192V191H61ZM65 192V191H64ZM121 192H123L121 190ZM132 192V191H131ZM152 192V191H150ZM164 192V191H163ZM173 192V191H172ZM215 192V191H214ZM220 192V190H218ZM235 192V191H234ZM19 193V192H18ZM24 193V192H23ZM55 193V194H54ZM72 193V192H71ZM88 193V192H87ZM91 193V192H90ZM95 193V192H94ZM103 193V192H102ZM111 193V192H108ZM107 193V194H108ZM114 193H117L116 191ZM129 193V192H126ZM136 193V192H135ZM134 193V194H135ZM147 193V192H146ZM159 195V192H157ZM165 193V192H164ZM176 193V191H175ZM182 193V192H181ZM184 193V192H183ZM248 193V192H247ZM250 193V192H249ZM22 194V193H21ZM63 194V193H62ZM66 194V193H65ZM81 194V193H80ZM86 195L85 193H83ZM106 194V193H104ZM151 194V193H150ZM155 194V193H153ZM162 194V193H160ZM166 194V193H165ZM168 194V192H167ZM166 194V195H167ZM187 194V193H186ZM185 194V195H186ZM193 194V193H192ZM191 194V195H192ZM197 194V193H196ZM201 194V193H200ZM217 194V193H216ZM227 194V193H226ZM34 195V194H32ZM74 195V193L72 194ZM79 195V194H78ZM83 195V196H84ZM93 195V194H92ZM113 195V194H112ZM127 194H125L126 197ZM129 195V194H128ZM141 194L134 197L139 200H144V197L140 196ZM147 195V194H146ZM156 195V194H155ZM174 195V194H173ZM190 195V196H191ZM195 195V194H194ZM193 195V196H194ZM215 195V194H214ZM213 195V196H214ZM220 195V194H219ZM51 197L53 200L49 201ZM76 196V195H75ZM74 196V197H75ZM89 196V195H87ZM91 196V195H90ZM98 196V195H97ZM108 196V195H106ZM123 196V195H122ZM133 196V195H131ZM144 196V195H143ZM164 196V195H163ZM172 194L170 195L171 198ZM202 196V195H201ZM205 196V195H204ZM217 196V195H216ZM32 197V196H31ZM67 197V195H66ZM105 197V196H104ZM152 197H155L152 195ZM175 197V196H174ZM187 197V196H186ZM212 197V196H211ZM30 198V197H29ZM90 198V197H89ZM98 198V197H97ZM102 198V197H101ZM108 198V197H107ZM161 198V197H160ZM159 198V199H160ZM166 198V197H165ZM169 198V194H168ZM176 198V197H175ZM188 198V197H187ZM214 198V197H212ZM80 199V198H79ZM86 199V198H85ZM84 199V201H85ZM93 199V198H91ZM106 199V198H104ZM113 202L108 207H103L102 203V213L104 219V225L113 221V217L117 218L118 214L116 209H119V212H123L120 209H128L132 207L129 201L126 203H118L123 200L119 193L111 198ZM125 199V198H124ZM146 199V198H145ZM164 199V198H163ZM174 199V198H173ZM216 199V198H215ZM214 199V200H215ZM68 200L69 197H68ZM75 200V198H74ZM77 200V199H76ZM83 199H81L82 201ZM96 200V199H95ZM101 200V199H100ZM111 200V201H112ZM130 200V198H129ZM138 200V201H139ZM149 200V197L146 199ZM155 200V199H153ZM166 200V199H165ZM195 200V197H194ZM218 200V199H216ZM63 201V200H62ZM72 201V200H71ZM79 201V200H78ZM92 201V200H91ZM97 201V200H96ZM156 201V200H155ZM154 201V202H155ZM163 201V200H162ZM161 201V202H162ZM167 201V200H166ZM172 201V200H170ZM80 202V201H79ZM99 202V201H98ZM97 202V203H98ZM104 202V200H103ZM122 202V201H121ZM137 202V201H136ZM144 202V201H143ZM150 203V201H148ZM153 202V201H151ZM168 202V201H167ZM184 202V197H183ZM182 202V203H183ZM186 202V201H185ZM218 202V201H217ZM20 203V202H19ZM68 203V201H67ZM73 203V202H72ZM81 203V202H80ZM85 203V202H84ZM87 203V202H86ZM190 203V202H189ZM188 203V204H189ZM194 203V202H193ZM201 203V202H200ZM257 203V202H256ZM21 204V203H20ZM71 204V203H69ZM101 203H99L100 205ZM106 204V203H105ZM133 204V203H132ZM138 204V203H137ZM140 204V203H139ZM138 204V205H139ZM145 204V203H144ZM146 204H148L146 202ZM145 204V205H146ZM156 204V202H155ZM165 204V203H164ZM167 204V203H166ZM171 204V203H170ZM174 204V203H173ZM180 204V203H179ZM87 204L83 205L86 207ZM94 205V204H93ZM137 205V207H138ZM143 205V204H142ZM150 205V204H149ZM152 205V204H151ZM151 205L149 207H151ZM160 205V202H159ZM168 205V204H167ZM183 205V204H182ZM220 205V204H219ZM263 205V204H262ZM31 206V205H30ZM66 206V204H65ZM78 206V205H77ZM81 206V205H80ZM98 206V205H97ZM79 207V206H78ZM77 207V208H78ZM90 207V206H88ZM148 207V205H147ZM148 207V208H149ZM156 207L157 206H153ZM162 207V206H161ZM160 207V208H161ZM164 207V205H163ZM162 207V208H163ZM193 207V206H192ZM201 207V206H200ZM217 207V206H216ZM223 207V206H222ZM221 207V208H222ZM264 207V206H262ZM82 208V207H81ZM93 208V207H91ZM95 208V207H94ZM143 208V206H140ZM147 208V209H148ZM159 207H157L158 209ZM159 208V209H160ZM167 208V207H166ZM178 208V206H177ZM189 208V207H188ZM197 208V207H196ZM202 208V207H201ZM70 209V208H69ZM73 209V208H72ZM75 209V207H74ZM80 209V208H79ZM88 209V208H87ZM132 208H130L131 211ZM135 209V208H134ZM132 209V210H134ZM146 210V208H143ZM151 210V208H149ZM148 209V211H149ZM153 209V208H152ZM158 209V210H159ZM184 209V208H183ZM190 209V208H189ZM195 209V208H194ZM261 209V208H260ZM78 210V209H77ZM86 210V208H85ZM94 210V209H93ZM136 210V209H135ZM138 210V209H137ZM161 210V209H160ZM201 210V209H200ZM257 210V209H256ZM57 211V212H58ZM64 211V210H63ZM68 211V210H66ZM81 211V210H79ZM88 211V210H86ZM91 211V210H90ZM125 211V210H124ZM147 211V212H148ZM154 211V210H153ZM167 211V210H166ZM171 211V210H170ZM189 211V210H188ZM196 211V210H194ZM202 211V210H201ZM220 211V210H219ZM222 211V210H221ZM75 212V211H74ZM84 212V211H83ZM89 212V211H88ZM93 212V211H92ZM100 212V211H99ZM97 212V213H99ZM117 212V215L115 214ZM129 211H127V214ZM132 212V211H131ZM134 212V211H133ZM136 212V211H135ZM162 212V211H161ZM192 212V211H191ZM190 212V214H191ZM59 213V212H58ZM61 213V212H60ZM72 213V212H71ZM70 213V214H71ZM86 214V212H84ZM138 213V212H136ZM142 213V212H140ZM150 213V212H149ZM148 213V214H149ZM152 213V212H151ZM174 213V212H173ZM178 213V212H177ZM195 213V212H194ZM197 213V212H196ZM199 213V212H198ZM217 213V212H216ZM256 213V212H255ZM64 214V213H63ZM89 214V213H88ZM115 214V215H114ZM132 214V213H131ZM129 214V215H131ZM147 214V213H145ZM158 214V213H157ZM166 214V213H165ZM189 214V213H188ZM190 214L188 215L189 219ZM264 214V212H263ZM60 215V214H59ZM76 215V214H75ZM94 215V214H93ZM150 215V214H149ZM153 215V214H152ZM151 215V216H152ZM173 215V214H172ZM181 215V214H180ZM180 215L177 214L178 217ZM185 215V214H184ZM259 215V214H258ZM66 216V215H65ZM64 216V217H65ZM70 216V215H69ZM78 216V215H77ZM85 216V215H84ZM90 216V215H88ZM102 216V215H101ZM139 216V213L138 215ZM151 216L149 218H151ZM158 216V215H157ZM174 216V215H173ZM198 217V215H196ZM200 216V215H199ZM204 216V215H203ZM255 216V215H254ZM39 217V218H38ZM75 217V216H74ZM82 217V216H81ZM120 217V216H119ZM131 217V216H130ZM129 217V218H130ZM133 217V216H132ZM145 217V216H144ZM148 216H146L147 218ZM165 217V216H163ZM176 216H174L175 218ZM192 217V215H191ZM195 217V216H194ZM218 217V216H217ZM220 217V216H219ZM259 217V216H258ZM256 219H259V218ZM264 217V216H263ZM261 217V218H263ZM68 218V216H67ZM77 218V217H75ZM91 218V217H90ZM122 218V216H121ZM125 218V217H124ZM127 218V217H126ZM139 218V217H138ZM137 218V219H138ZM143 218V217H142ZM168 218V217H167ZM171 218V217H170ZM202 218V217H200ZM253 218V217H252ZM66 219V218H65ZM87 219V218H85ZM118 219V218H117ZM133 219V218H132ZM161 219V218H159ZM178 219V218H177ZM199 219V218H198ZM203 219V218H202ZM77 220V219H76ZM100 215L92 217L90 226L85 225V227L90 230L92 227L98 228V230L104 233L103 226L101 225ZM115 220V219H114ZM125 220V219H124ZM127 220V219H126ZM155 220V219H154ZM164 220V219H163ZM170 220V219H169ZM172 220V219H171ZM184 220V219H183ZM187 220V219H185ZM184 220V221H185ZM201 220V219H200ZM224 220V219H223ZM235 220V219H234ZM238 220V219H237ZM50 221V223H49ZM54 221L56 226L53 225ZM64 221V220H63ZM70 221V220H69ZM84 221V220H82ZM133 221V220H132ZM146 221V220H145ZM162 221V220H161ZM174 221V219H173ZM194 221V220H192ZM197 221V220H196ZM218 221V220H217ZM228 221V220H227ZM252 221V220H251ZM50 226H47L46 223ZM67 222V221H66ZM90 222V221H89ZM88 222V223H89ZM140 222V221H139ZM143 222V221H142ZM148 222V221H147ZM176 222V220H175ZM174 222V223H175ZM203 222V221H202ZM231 222V220H230ZM234 222V221H233ZM232 222V223H233ZM249 222V221H248ZM257 222V221H256ZM115 223V222H114ZM120 223V222H119ZM127 223V222H126ZM162 223V222H161ZM173 223V222H171ZM170 223V225H171ZM173 223V224H174ZM181 223V222H180ZM183 223V222H182ZM186 223V222H185ZM183 223V226L184 224ZM191 223V221H190ZM195 222H192V224ZM228 223V222H227ZM237 223V222H236ZM251 223V222H250ZM78 224V223H77ZM87 224V223H86ZM118 224V223H117ZM133 224V223H132ZM139 224V223H138ZM145 224V223H144ZM149 224V223H147ZM176 224V223H175ZM174 224V225H175ZM190 224V225H192ZM193 224V225H194ZM204 223H202L203 225ZM248 224V223H247ZM252 224V223H251ZM253 224H257L254 223ZM264 222L262 223V225ZM65 225V224H64ZM81 225V224H79ZM84 225V224H83ZM94 225V226H93ZM116 224H114L115 226ZM126 225V224H125ZM134 225V224H133ZM165 225V224H164ZM163 225V227H164ZM168 225V224H167ZM173 225V226H174ZM188 225V222H187ZM189 225V226H190ZM201 225V224H200ZM198 224V228L200 226ZM226 227L228 224H225ZM74 226V224H73ZM78 226V225H77ZM111 226V224H110ZM121 226V225H120ZM147 226V225H146ZM151 226V225H150ZM179 226V225H178ZM195 226V225H194ZM204 226V225H203ZM229 226V225H228ZM233 226V225H232ZM231 226V227H232ZM249 226V225H248ZM257 225H255L256 227ZM67 227V226H66ZM124 227V226H123ZM149 227V226H148ZM168 227V226H167ZM236 227V226H235ZM251 227V226H250ZM68 228V227H67ZM66 228V229H67ZM72 228V227H71ZM74 228V227H73ZM78 228V227H77ZM105 228V227H104ZM113 229V227H111ZM140 228V227H139ZM160 228V227H159ZM172 228V227H171ZM189 228V227H187ZM193 228V227H191ZM197 228V229H198ZM234 228V226L232 227ZM70 229V228H69ZM108 228H106V232ZM117 229V228H116ZM147 229V228H146ZM157 229V228H156ZM175 229V228H174ZM178 229V228H177ZM195 229V228H194ZM196 229V230H197ZM225 229V228H224ZM229 230V228H227ZM252 229V228H251ZM254 229V232L255 228ZM72 230V229H71ZM75 230V229H74ZM92 230V229H91ZM96 230V228H95ZM96 230V231H98ZM143 230V229H142ZM172 230V229H171ZM176 230V229H175ZM180 230H182L180 228ZM187 230V229H186ZM185 230V231H186ZM190 230V229H189ZM204 230V229H203ZM232 230V229H231ZM249 230V229H248ZM69 231V230H68ZM98 231V232H99ZM164 231V230H162ZM168 231V230H167ZM183 231V230H182ZM181 231V232H182ZM188 231V230H187ZM199 231V230H198ZM222 231V229H221ZM226 231V230H225ZM76 232V231H75ZM78 232V230H77ZM82 232V231H81ZM99 232V233H100ZM105 232V234H106ZM110 232V231H109ZM131 232V231H130ZM153 232V231H152ZM180 232V233H181ZM190 232V231H189ZM201 232V231H200ZM207 232L208 231H204ZM232 232V231H230ZM227 232V233H230ZM235 232V231H234ZM249 232V231H248ZM252 232V231H251ZM259 232V231H258ZM73 232H71L72 234ZM85 233V232H84ZM88 233V231H87ZM86 233V234H87ZM91 233V232H90ZM138 233V232H137ZM148 233V232H147ZM159 233V232H158ZM166 233V232H165ZM183 233V232H182ZM185 233V232H184ZM183 233V234H184ZM192 233V232H191ZM210 233V232H209ZM222 233V232H220ZM96 234V233H95ZM134 234V233H133ZM161 235V233H159ZM168 234V233H167ZM174 234V233H173ZM235 234V233H234ZM240 234V233H239ZM251 234V233H250ZM253 234V233H252ZM256 234V233H255ZM75 235V234H74ZM79 235V234H78ZM101 235V234H99ZM98 235V238H99ZM104 235V234H103ZM124 235V234H123ZM140 235V234H139ZM146 235V234H145ZM153 235V234H152ZM166 235V234H165ZM177 235V234H176ZM181 235V234H179ZM190 235V234H189ZM200 235V233H199ZM204 234H202L203 236ZM215 235V234H214ZM220 235V234H219ZM223 235V234H222ZM227 235V234H226ZM247 235V233H246ZM264 235V234H263ZM113 236V235H112ZM130 236V235H129ZM133 236V235H132ZM138 236V235H137ZM159 236V235H158ZM167 236V235H166ZM169 236V235H168ZM172 236V235H171ZM175 236V235H174ZM205 236V235H204ZM217 236V235H216ZM215 236V237H216ZM232 236V235H231ZM229 236V237H231ZM250 236V235H248ZM246 236V237H248ZM261 236V235H260ZM73 237V236H72ZM77 237V235H76ZM102 237V236H101ZM120 237V236H119ZM152 237V236H151ZM183 237V236H182ZM223 237V236H222ZM243 237V236H241ZM74 238V237H73ZM78 238V237H77ZM76 238V239H77ZM85 238V237H84ZM90 238V237H89ZM89 238H87L89 240ZM131 238V237H130ZM135 238V237H134ZM133 238V239H134ZM154 238V236H153ZM186 238V237H185ZM189 247L192 249L194 254L199 253V236L198 234L188 237ZM201 238V236H200ZM232 238V237H231ZM236 238V237H235ZM259 238V237H258ZM263 238V237H262ZM75 239V240H76ZM81 239V238H80ZM91 239V238H90ZM101 239V238H100ZM129 239V238H127ZM132 239V238H131ZM139 239V238H138ZM161 239V237H160ZM162 239H164L162 237ZM161 239V240H162ZM166 239V238H165ZM164 239V240H165ZM180 239V238H179ZM205 239V238H203ZM202 239V240H203ZM223 239V238H222ZM221 239V240H222ZM227 239V238H225ZM223 239V240H225ZM248 239V238H247ZM255 239V238H254ZM137 240V238H136ZM155 240V238H154ZM173 240V239H172ZM182 240V239H180ZM179 240V241H180ZM209 240V239H207ZM220 240V241H221ZM230 240V239H229ZM234 240V238H233ZM252 241V239H250ZM259 240V239H258ZM262 240V239H260ZM259 240V241H260ZM82 241V240H81ZM85 241V240H84ZM130 241V239H129ZM133 241V240H131ZM138 241V240H137ZM148 241V240H147ZM167 241V240H166ZM178 241V242H179ZM205 241V240H203ZM227 241V240H225ZM231 241V240H230ZM241 241V239H240ZM257 241V240H256ZM255 241V242H256ZM263 241V240H262ZM80 242V241H79ZM88 242V241H87ZM86 242V243H87ZM90 242V241H89ZM120 242V241H119ZM124 242V241H123ZM135 242V241H134ZM177 242V243H178ZM183 242V241H182ZM186 242V241H185ZM207 242V241H206ZM223 242V241H222ZM243 242V241H242ZM246 242V241H245ZM77 243V242H76ZM111 243V242H110ZM142 243V242H141ZM159 243V242H157ZM161 243V242H160ZM163 243V242H162ZM202 243V242H201ZM224 243V242H223ZM226 243V242H225ZM224 243V244H225ZM229 242H227L228 244ZM231 243V242H230ZM234 243V242H233ZM247 243V242H246ZM252 243V242H251ZM248 245V247L251 245ZM262 244V242H260ZM85 244V242H84ZM88 244V243H87ZM108 244V243H107ZM106 244V245H107ZM147 244V243H146ZM217 244V242H216ZM223 244V245H224ZM259 244V243H258ZM257 244V245H258ZM80 245V244H79ZM82 245V243H81ZM89 245V244H88ZM124 245V244H123ZM127 245V244H126ZM132 245V244H131ZM160 245V244H159ZM186 246L185 244H183ZM207 245V244H206ZM204 245V246H206ZM226 245V244H225ZM224 245V246H225ZM231 245V244H230ZM233 245V244H232ZM256 245V244H255ZM264 245V244H263ZM78 246V245H77ZM90 246V245H89ZM93 246V245H92ZM105 246V245H104ZM108 246V245H107ZM116 246V245H115ZM122 246V245H121ZM134 246V245H133ZM132 246V247H133ZM203 246V245H202ZM221 246V245H220ZM228 246V245H227ZM252 246V245H251ZM250 246V247H251ZM260 246V245H259ZM85 247V246H84ZM94 247V246H93ZM92 247V248H93ZM103 247V245H101ZM127 247V246H126ZM131 247V249H132ZM161 247V246H160ZM201 247V246H200ZM218 247V246H217ZM247 247V246H246ZM254 247V246H253ZM257 247V246H256ZM261 247V246H260ZM264 247V246H263ZM261 247V249L263 248ZM87 248V247H86ZM98 248V247H97ZM106 249V247H104ZM110 248V247H109ZM115 248V247H114ZM124 248V247H123ZM135 248V246L133 247ZM188 248V247H186ZM222 248V247H221ZM230 248V247H229ZM245 248V246H244ZM258 248V247H257ZM85 249V248H84ZM82 249V250H84ZM113 249V248H112ZM130 249V248H128ZM207 249V248H206ZM251 249V248H250ZM79 250V249H78ZM91 250V247H90ZM100 250V249H99ZM104 250V249H102ZM101 250V251H102ZM109 250V249H107ZM121 250V249H120ZM159 250V249H158ZM163 250V249H162ZM203 250V247H202ZM209 250V249H207ZM222 250V249H221ZM225 250V249H223ZM228 251V249H226ZM231 250V249H230ZM248 250V249H247ZM246 250V251H247ZM254 250V248H253ZM92 251V250H91ZM140 251V250H139ZM138 251V253H139ZM191 251V250H190ZM189 251V252H190ZM204 251V250H203ZM220 251V250H219ZM239 251V250H238ZM245 251V252H246ZM255 251V250H254ZM263 251V250H262ZM128 252V251H127ZM163 252V251H162ZM167 252V251H166ZM222 252V251H221ZM243 252V250H242ZM252 252V251H250ZM258 252V251H257ZM85 253V252H84ZM114 253V252H113ZM117 253V252H116ZM121 253V252H120ZM124 253V252H123ZM159 253V252H158ZM204 253V252H203ZM208 253V252H206ZM211 253V252H210ZM215 253V252H214ZM219 253V252H217ZM226 253V252H225ZM253 253V252H252ZM89 254V253H88ZM101 254V253H100ZM107 254V253H105ZM125 254V253H124ZM149 254V253H148ZM241 254V253H240ZM244 254V253H243ZM249 254V253H248ZM259 254V252L257 253ZM264 254V253H263ZM85 255V254H84ZM93 255V254H92ZM99 255V254H98ZM103 255V254H102ZM100 255V256H102ZM120 255V254H119ZM137 255V254H136ZM145 255V254H144ZM152 255V254H151ZM150 255V256H151ZM156 255V254H155ZM161 255V254H160ZM183 255V254H182ZM181 255V256H182ZM189 255V254H188ZM193 255V254H192ZM202 255V254H201ZM212 255H214L212 253ZM217 255V254H216ZM221 255V254H220ZM219 255V256H220ZM250 255V254H249ZM256 255V254H255ZM94 256V255H93ZM107 256V255H106ZM121 256V255H120ZM132 256V255H130ZM143 256V255H142ZM146 256V255H145ZM143 256V258L145 257ZM180 256V255H179ZM178 256V257H179ZM187 256V255H185ZM194 256V255H193ZM192 256V257H193ZM198 256V255H197ZM195 256V257H197ZM203 256V255H202ZM215 256V255H214ZM246 256V255H245ZM86 257V255H85ZM90 257V256H89ZM96 257V256H94ZM93 257V258H94ZM105 257V255H104ZM190 257V256H189ZM188 257V258H189ZM191 257V258H192ZM216 257V256H215ZM239 257H242L241 255ZM244 257V255H243ZM255 257V256H254ZM253 257V258H254ZM258 257V256H257ZM263 257V256H262ZM135 258V257H134ZM168 258V257H167ZM176 258V256L174 257ZM182 258V257H181ZM186 258V257H185ZM194 258V257H193ZM201 258V257H200ZM261 258V256H260ZM97 259V257H96ZM158 259V258H157ZM196 259V258H195ZM212 259V258H211ZM215 259V258H214ZM214 259L213 262H214ZM240 259V258H239ZM244 259V258H243ZM242 259V260H243ZM126 260V259H125ZM138 260V259H137ZM155 260V259H154ZM170 260V258H169ZM172 260V259H171ZM179 260V259H178ZM187 260V259H186ZM177 261V264H191L189 261ZM204 260V259H203ZM206 260V259H205ZM211 260V261H212ZM221 260V257L220 259ZM241 260V261H242ZM246 260V259H245ZM252 260V259H251ZM250 260V261H251ZM260 260V259H259ZM96 261V260H95ZM136 261V260H135ZM140 261V260H139ZM138 261V262H139ZM153 261V260H152ZM174 261V260H172ZM191 261V260H190ZM194 261V260H193ZM196 261V260H195ZM216 261V260H215ZM238 261V260H236ZM258 261V260H257ZM262 261V260H261ZM101 262V261H100ZM127 262V261H126ZM129 262V261H128ZM145 262V261H144ZM243 262V261H242ZM241 262V263H242ZM255 262V261H254ZM94 264L96 262H93ZM112 263V262H111ZM132 263V262H131ZM153 263V262H151ZM173 263V262H172ZM171 263V264H172ZM193 263V262H192ZM196 262H194L195 264ZM237 263V262H236ZM89 264V263H88ZM128 264V263H127ZM140 264V263H139ZM147 264V263H146ZM168 264V263H167ZM174 264V263H173ZM205 264V263H204ZM222 264V263H220ZM240 264V263H239ZM253 264V263H252Z\"/></svg>", "mask_w": 264, "mask_h": 264}, {"label": "rangeland", "instance_id": "2", "mask_svg": "<svg viewBox=\"0 0 264 264\" xmlns=\"http://www.w3.org/2000/svg\"><path fill=\"white\" fill-rule=\"evenodd\" d=\"M213 1V0H212ZM212 1L207 4V5H202L201 4V0H166V2L164 3V8H163V16H174L176 20L180 21V23H185L188 26H192L196 23H199V21L202 19H204L207 15L206 13H208L207 11L212 9L214 6L212 3ZM222 1V0H221ZM225 1H229V0H225ZM166 6V8H165ZM98 7H93L92 9H89V11H86L84 13H82L81 15H79L78 17H73V18H69L67 20L64 21H60L57 22V26H56V33H50V35L48 34L47 36H43V42L42 43H38L37 48H35L34 50H26L24 49L25 53L28 54L29 59L35 63V65H37L39 68H25L26 70H24L22 72L21 75H19V79H17V84L16 88L19 90L20 92L23 91L24 92H28V95L30 96V98L34 99L38 97H40L41 91H45L48 86V83L52 84H62L64 83V85H66V93L61 97V99H66L67 96L73 95L75 92H80V93H84V94H88L87 90H83L82 89V85L84 84V80L82 77H84V75L90 74L91 76L95 74L96 69L98 68V64L94 65V61L95 59L97 60L99 54L101 51V46H102V40L100 38V36H104L108 33V27H109V19L107 17V11L105 9V5H100V9ZM209 8V9H208ZM168 9V10H167ZM193 9V10H192ZM200 9V10H199ZM207 10V11H206ZM172 11V12H171ZM198 14H197V13ZM200 12V13H199ZM169 14V15H168ZM191 14V15H190ZM197 14V15H196ZM196 15V17H195ZM202 15V16H201ZM190 16V17H189ZM198 16V17H197ZM189 17V18H188ZM197 18V19H196ZM113 20V17H111V21ZM188 20V21H187ZM193 20V21H191ZM196 20V21H195ZM174 22L176 23V21L174 20ZM78 28H82L81 32L78 31ZM106 30V31H105ZM262 32H260V31ZM97 33H96V32ZM259 31V32H258ZM106 33V34H105ZM258 35V36H257ZM53 36V37H52ZM49 37V38H48ZM97 37V38H96ZM253 39H255V41L253 40V42L256 45V51L263 57H261V62L260 63H256V73L254 72V76L258 77H262L264 78V61L262 59H264V31H262L261 29H256V31L254 32L253 35ZM260 37V38H259ZM79 38V44L77 46V48H73L72 43L76 42ZM101 40H99V39ZM262 38V40H261ZM258 39V40H257ZM87 41V43H86ZM97 41V42H96ZM99 41V42H98ZM101 42V43H100ZM237 44H236V43ZM242 42V44H241ZM98 43V45H97ZM100 43V44H99ZM235 43V44H233ZM240 43V44H239ZM246 45H245V44ZM42 44V46H41ZM232 46H235L234 48L237 49L236 51L232 52V56L235 59H239L241 62L243 61V63H251L253 61H251L253 59V49L251 47H247V42L243 41V40H233L232 39ZM239 44V45H238ZM263 44V45H262ZM40 45V46H39ZM85 45V46H84ZM87 45V46H86ZM93 45V47H92ZM96 45V46H95ZM83 46V47H82ZM90 46V47H89ZM260 46V47H258ZM244 47V48H242ZM92 50H91V49ZM96 48V49H95ZM248 48V49H247ZM83 49V50H81ZM241 49V50H240ZM87 50V51H86ZM96 50V51H95ZM98 50V51H97ZM39 51V52H38ZM53 51V52H52ZM56 51V52H55ZM251 51V52H249ZM30 52V53H29ZM34 54L32 55L31 54ZM37 54H36V53ZM58 52V53H57ZM84 52V53H83ZM86 52V53H85ZM98 54H96V53ZM241 52V53H240ZM48 53V54H47ZM52 53V54H51ZM56 53V54H55ZM247 53V54H246ZM262 53V54H261ZM56 57H55V55ZM45 55V56H44ZM52 55V56H51ZM54 55V57H53ZM58 55V56H57ZM61 55V56H60ZM85 55V56H84ZM235 55V56H234ZM48 56V57H47ZM51 56V58H50ZM84 56V57H82ZM87 56V57H86ZM237 56V57H236ZM248 56V57H247ZM63 57V58H62ZM70 57V58H69ZM94 57V58H93ZM97 57V58H96ZM239 57V58H238ZM247 57V58H245ZM252 57V58H251ZM36 58V59H35ZM47 58V59H46ZM54 58V59H53ZM57 58V59H56ZM61 58V59H60ZM52 59L54 60V62L52 61ZM93 59V60H92ZM248 59V60H247ZM44 60V62H43ZM48 60H49V64L48 65ZM71 60V61H70ZM82 66H79V64ZM52 61V62H51ZM76 61V62H74ZM87 61V62H86ZM74 62V63H73ZM86 62V63H85ZM91 62V63H89ZM40 63V64H38ZM64 65H63V64ZM84 63V64H83ZM45 64V65H44ZM54 66H53V65ZM90 64V65H89ZM99 64H101V62H99ZM41 65V66H39ZM59 65V66H57ZM84 65V66H83ZM86 65V66H85ZM97 65V66H96ZM18 67L21 66V64H17ZM57 66V67H56ZM65 66V68H64ZM42 69L41 71V68ZM45 67H46V71H45ZM49 67V68H48ZM70 67V68H69ZM85 67V68H83ZM93 67V68H92ZM95 67V68H94ZM54 70H53V69ZM56 68V69H55ZM58 68V69H57ZM77 68V70H76ZM259 68V69H257ZM37 69V70H36ZM40 69V70H39ZM60 69V70H59ZM81 69V70H80ZM164 67L160 68V72L162 74V87L163 88H167V90H169L170 93L175 92L176 90V86H178V83L176 79H174L173 77V72L166 71V69L164 70ZM31 70V71H30ZM49 70V71H47ZM51 70V71H50ZM74 70V71H73ZM91 70V71H90ZM162 70V71H161ZM168 70V69H167ZM239 70V69H238ZM27 71V72H26ZM34 71V72H33ZM58 71V72H57ZM87 71V72H86ZM258 71V72H257ZM27 74H25V73ZM31 72V73H30ZM34 74H33V73ZM41 72V73H40ZM61 72V73H60ZM64 72H68L67 74ZM165 72V73H164ZM169 72V73H167ZM26 76H30L27 78L24 77V75ZM45 73V75H44ZM49 75H48V74ZM55 73V74H54ZM58 73V74H57ZM72 73V74H71ZM77 75H76V74ZM81 73V75H80ZM167 73V74H166ZM32 74V76H31ZM37 74V75H36ZM71 74V75H69ZM84 74V75H83ZM166 74V75H165ZM261 74V75H260ZM36 75V76H35ZM47 75L48 78L47 79ZM58 75V77H57ZM63 75H66L63 76ZM45 79H44V77ZM50 76V77H49ZM54 76V77H52ZM73 76V77H72ZM76 76V77H75ZM79 76V77H78ZM164 76V77H163ZM72 77V78H70ZM167 77V78H166ZM22 78V79H20ZM32 78H35L32 80ZM41 80H40V79ZM52 80L54 81H51ZM59 78V79H58ZM61 78V79H60ZM65 78V79H63ZM169 78V79H168ZM246 79L248 81H250L251 76L250 75H246ZM28 81H27V80ZM56 79V80H55ZM174 79V80H173ZM21 80V81H20ZM35 80V81H34ZM61 80V81H60ZM64 80V81H63ZM74 80V82H73ZM83 80V81H82ZM32 86H30V84L27 85V83L33 82ZM45 81V82H44ZM49 81V82H48ZM56 81V82H55ZM174 81V82H173ZM43 82V83H42ZM48 82V83H47ZM72 82V83H71ZM69 83V84H67ZM77 83V84H76ZM169 83V84H168ZM176 83V84H174ZM21 84V85H20ZM47 84V85H46ZM82 84V85H81ZM92 84H96V82H92ZM168 84V85H167ZM256 86V91L258 93V99L257 103H256V109H252L251 107H247L244 104L242 105L241 103H243V100H241L240 98H238V86H233V87H229L225 86L223 89L220 90V96L218 94H214L212 95V97L210 98H204L205 100H207V102L210 104V110H209V114L206 116L205 114H197L195 117L194 122H192V125H190L186 120H184L185 122L182 124V122L179 124L177 121L174 120V118L176 119V117L171 114L172 120H174L173 122H170L171 125H169L168 128V133L167 132V128L166 130L164 129V123L166 121L164 120H159L157 125H152L151 123H153V121H149L145 115H143V110L142 108L137 105L136 103H132L130 100H127L125 98H122L121 96L119 98H114L110 103H109V107H106L101 115H98L96 118V122L97 124L100 126L101 130L103 129V134L105 135H111L114 137L113 139H116V141L114 140V143L116 145H114V149L116 151V153L118 154V156L120 158H122V162L124 163V167H122L121 162L119 161H115L112 169H113V173L111 175L110 180L107 179H100L99 176H95L98 173V170H93L92 172H90V174H83L80 172L79 169V156L81 155L82 158L84 159V162L86 160H88V157H92L91 153H86V151H88V149L86 148H82L79 147V154H75V152L71 155L68 154L66 155V153H64V150L60 149L59 147L57 148V146L55 145V143H53L51 140L46 141L43 139V135H44V131L47 129V135L48 139H53L54 138V133L52 132V128L49 129L50 126H52L50 123L48 124H43L44 129H38L39 135L42 137H40L39 141H35V142H26V141H21L19 142L18 147H16L15 153H13L12 156V161H11V165H10V169L9 172L6 170H2L0 177L1 179H3L4 181L7 180L9 181L10 177H11V183L9 185L10 190L15 193V202H17L18 205H22L23 203H26L27 207L29 208H34V206L36 205V201L35 200V193H41L43 187L45 188L50 186V189L52 188L54 191L58 190L60 193V195H63L62 200H60V211H56L57 215L60 217V221L63 225L62 230L65 233V235L68 238H71V242L73 240V244L75 246V251L77 252L76 254L79 256V258H82V256L84 257V261L92 258L94 259L91 262H88L89 264H94L93 262H96L95 264H171L172 262L174 264H177V261H189L191 262V264H194V262H196L195 264H264V224L262 225V223L264 222V84H261L260 82H256L255 83ZM36 86L34 88V86ZM43 87H42V86ZM73 85V87H72ZM174 85V86H173ZM260 85V86H259ZM21 86V87H20ZM25 86V87H24ZM27 86V87H26ZM70 86V87H69ZM165 86V87H164ZM168 86V87H167ZM263 86V87H262ZM80 87V88H79ZM40 88V89H39ZM234 88V89H233ZM238 88V89H237ZM260 88V89H259ZM29 89V90H28ZM80 89V90H79ZM26 90V91H25ZM28 90V91H27ZM41 90V91H39ZM71 90V91H70ZM226 90V91H225ZM234 90V91H233ZM260 90V91H259ZM31 91V92H30ZM38 91V92H37ZM70 91V93H69ZM234 93H233V92ZM18 92V91H17ZM86 92V93H85ZM226 92V93H225ZM228 92V93H227ZM31 93V94H30ZM40 93V94H38ZM68 93V94H67ZM73 93V94H72ZM222 94V95H221ZM237 94V95H235ZM261 94V95H260ZM34 97H33V96ZM218 95V96H217ZM227 95V96H226ZM229 95V96H228ZM66 98H65V97ZM223 96V97H222ZM216 97V98H215ZM225 99H222V98ZM229 97V98H228ZM70 99H76L74 97H68ZM121 99V100H120ZM228 102H227V101ZM230 100V101H229ZM236 100V101H235ZM239 100V102H238ZM241 100V101H240ZM221 101V102H220ZM225 101V102H224ZM259 101V102H258ZM218 102V103H217ZM223 102V103H222ZM233 102V103H230ZM234 102L235 103L234 105ZM241 102V103H240ZM229 103V104H228ZM224 104V105H223ZM232 104V106H231ZM198 107L200 108V110H205L204 106L200 107V101L198 102ZM220 105V108H219ZM223 105V106H222ZM237 106V107H236ZM258 106V107H257ZM224 107V108H223ZM230 107V108H228ZM35 113H38V115L40 114V109L38 107H36L35 105ZM217 108V110H216ZM228 108V110H227ZM233 108V109H232ZM236 108V109H235ZM239 108V109H238ZM248 108V109H247ZM221 109V110H220ZM226 109V111H225ZM232 111H231V110ZM247 109V110H246ZM213 112H212V111ZM245 110V111H244ZM250 110V111H249ZM259 110V111H258ZM262 110V111H261ZM219 111V112H218ZM225 111V112H224ZM229 111V112H228ZM232 113H231V112ZM234 111V112H233ZM240 111V112H239ZM247 111V113H246ZM252 111V112H251ZM107 112V113H106ZM110 112V113H109ZM140 112V113H139ZM215 112V113H214ZM242 112V113H241ZM251 112V113H250ZM211 113V114H210ZM218 113V115H217ZM250 113V114H249ZM260 113V115H259ZM262 113V114H261ZM137 114V115H135ZM225 114V115H224ZM228 114V115H227ZM235 114V115H234ZM240 114V116H239ZM252 114V117H251ZM105 117H104V116ZM201 115V116H200ZM222 115V116H221ZM237 115V116H236ZM246 115V116H245ZM250 115V117H249ZM203 116V117H202ZM206 116V117H205ZM223 118H221V117ZM239 117V118H238ZM241 117V118H240ZM247 117V118H246ZM249 117V118H248ZM260 117V118H258ZM263 117V118H261ZM147 121H145L144 120ZM203 118V119H202ZM215 118H217L218 122ZM233 118V119H232ZM102 119L104 120V122L102 121ZM199 119V120H198ZM212 121H211V120ZM225 121H224V120ZM229 119V120H228ZM237 119V120H236ZM248 119V122H247ZM98 120V121H97ZM198 120V121H197ZM214 120V122H213ZM235 120V121H234ZM241 120V121H240ZM258 120V121H257ZM150 123H149V122ZM231 121V122H230ZM247 123H246V122ZM250 121V122H249ZM100 122V123H99ZM111 124H109V123ZM178 124H177V123ZM207 122V123H204ZM211 122V123H209ZM215 123L214 125L212 124ZM226 122V123H225ZM229 122V124H227ZM243 122V123H242ZM261 122V123H259ZM102 123V124H101ZM145 123V124H144ZM233 123V125L231 124ZM256 123V124H255ZM106 124V125H105ZM114 124V126H113ZM174 126H173V125ZM189 124V126H188ZM217 124V125H216ZM220 124V126H219ZM237 124V125H236ZM254 124V125H253ZM48 125V127H47ZM109 125V126H108ZM150 125V126H149ZM178 127H177V126ZM180 125V126H179ZM185 126V128H183ZM207 125V126H206ZM224 125V126H223ZM226 125H232L234 127H238L240 130V132L242 131V137H240L241 139H233L231 141V143L226 147V150L223 152L224 154H220L219 156L218 153L215 154V152H217V149L215 147H211L212 146V142L216 141V140H220V136L223 134L221 132L225 131V127H227ZM106 126V127H104ZM154 129H153V127ZM158 126V127H157ZM182 126V127H181ZM218 127V129L216 127ZM248 126V127H247ZM256 126V127H255ZM261 126V127H260ZM104 127V128H103ZM110 127V128H109ZM136 127V128H135ZM157 127V129H156ZM162 127V128H161ZM190 127V128H189ZM193 127V128H192ZM203 127V128H202ZM213 129H212V128ZM215 127V128H214ZM242 127V128H241ZM108 128V129H107ZM143 128V129H142ZM146 128V129H145ZM160 128V129H159ZM177 128V129H176ZM224 128V130L222 131V129ZM244 128V129H243ZM246 128V129H245ZM255 128V129H254ZM257 128V129H256ZM52 129V130H51ZM139 129V130H138ZM153 129V130H152ZM159 129V130H158ZM174 129V130H173ZM192 129V130H191ZM198 129V130H197ZM214 131H212V130ZM216 129V130H215ZM242 129V130H241ZM42 130H44L42 132ZM106 130V131H105ZM110 130V131H109ZM112 130V131H111ZM136 130V131H135ZM155 130H158L157 132ZM184 130V131H183ZM200 130V131H199ZM246 130V131H245ZM252 130V131H251ZM105 131V132H104ZM151 131V132H150ZM160 131V132H159ZM182 131V132H181ZM197 131V132H196ZM257 131V132H256ZM116 132V133H115ZM121 132V134H120ZM149 134H148V133ZM166 132V133H165ZM190 132V133H188ZM195 132V133H194ZM208 132V133H207ZM219 132V133H218ZM253 132V133H252ZM255 132V133H254ZM43 133V134H42ZM53 133V135L51 134ZM145 133V134H144ZM162 133V134H161ZM169 135H168V134ZM182 133V135H181ZM206 133V134H205ZM213 133V134H212ZM249 133V134H248ZM251 133V134H250ZM51 134V135H50ZM132 134V135H131ZM138 134V135H137ZM158 134V135H157ZM193 137H191V135ZM198 136H197V135ZM205 134V135H204ZM248 134V135H247ZM255 134V135H253ZM257 134V135H256ZM146 135V136H145ZM160 135V136H159ZM190 135V136H189ZM217 135V136H216ZM116 136V137H115ZM130 136V137H129ZM142 136V137H141ZM145 136V137H144ZM206 136V137H205ZM244 136V137H243ZM255 136V137H253ZM119 137V138H118ZM136 137V138H135ZM139 137V140H138ZM158 137V139H157ZM167 137V138H166ZM204 139H203V138ZM211 137V138H210ZM215 137V138H214ZM219 137V138H218ZM249 140H248V138ZM144 138V139H143ZM156 138V139H155ZM182 138V139H181ZM188 138V139H187ZM200 140H199V139ZM202 138V139H201ZM121 141H120V140ZM128 141H126V140ZM166 139V140H165ZM187 139V140H186ZM198 139V140H197ZM38 140V139H37ZM135 140V141H134ZM157 140V141H155ZM162 140V142H161ZM190 140V141H189ZM192 140V141H191ZM212 140V141H211ZM235 140V141H234ZM239 140V142H238ZM245 140V141H243ZM248 142H247V141ZM46 143H45V142ZM51 141V143H50ZM124 141V142H123ZM142 141V142H141ZM166 141H168L166 143ZM170 141V142H169ZM173 141V142H172ZM189 143H188V142ZM202 143H201V142ZM205 141V143H204ZM242 141V142H240ZM131 142V143H130ZM150 142V143H149ZM153 142V143H152ZM172 142V143H171ZM196 142V143H195ZM210 142V143H207ZM247 142V143H246ZM27 143V144H26ZM30 143V144H29ZM32 143V145H31ZM36 143V144H35ZM134 143V144H133ZM163 143V144H162ZM172 145H171V144ZM201 143V144H200ZM207 143V144H206ZM236 143V145H235ZM243 143V144H241ZM38 144V145H37ZM51 144V145H50ZM123 144V145H122ZM126 144V145H125ZM133 144V145H132ZM142 144V145H141ZM149 144V145H148ZM153 144V145H152ZM189 144V145H188ZM196 144V145H195ZM204 144V145H203ZM206 144V145H205ZM211 144V145H210ZM249 144V145H248ZM263 144V146H262ZM34 145V146H33ZM128 145V147H127ZM130 145V146H129ZM159 145V147H158ZM195 147H194V146ZM200 145V146H199ZM240 145V146H239ZM261 145V146H260ZM28 146V147H27ZM33 146V147H32ZM56 146V147H55ZM122 146V147H121ZM155 146V147H154ZM170 146V147H169ZM180 146V147H179ZM183 146V147H182ZM192 146V147H191ZM199 146V147H198ZM235 146V147H234ZM43 147V148H42ZM46 147V148H45ZM78 147V145H77ZM120 147V149H119ZM127 149L130 148V149ZM134 147V148H133ZM140 150H139V148ZM149 147V148H148ZM154 147V148H153ZM188 147V149H187ZM191 147V148H190ZM238 147V148H237ZM41 148V150H40ZM118 148V149H117ZM124 148V149H123ZM153 150H152V149ZM163 148V149H162ZM182 148V149H181ZM194 148V150H192ZM229 148V149H228ZM19 149V150H18ZM44 149V150H43ZM51 149V150H50ZM54 149V150H52ZM56 149V150H55ZM58 149V150H57ZM149 151H148V150ZM165 149V150H164ZM168 149V150H167ZM180 149V150H179ZM198 151H197V150ZM212 149V150H211ZM235 149V150H234ZM261 149V150H260ZM28 150V151H27ZM30 150V151H29ZM36 152H35V151ZM40 152H39V151ZM61 150V151H60ZM82 150V152H81ZM84 150V151H83ZM123 150V151H122ZM132 150V151H131ZM146 152H144V151ZM159 152H158V151ZM162 150V151H161ZM164 150V151H163ZM190 150V151H189ZM215 150V151H213ZM231 150V151H230ZM241 150V151H240ZM244 150V151H243ZM263 150V151H262ZM34 151V152H33ZM38 151V152H37ZM45 151V153H43ZM122 151V152H121ZM139 151V152H137ZM168 151V152H167ZM172 151V152H171ZM197 151V152H195ZM230 151V152H229ZM236 151V152H235ZM260 151V153H259ZM262 151V152H261ZM20 152V153H19ZM34 155H33V153ZM47 152V153H46ZM85 152V153H84ZM95 152V151H94ZM129 152V153H128ZM157 152V153H156ZM161 152V153H160ZM193 152L194 156H191ZM210 153V154H207ZM226 152V154H225ZM245 152V154H244ZM25 153V154H24ZM30 153V154H29ZM81 153V154H80ZM84 153V154H83ZM115 153V154H116ZM121 153V154H120ZM123 153V154H122ZM133 153V154H132ZM138 153V154H137ZM149 153V155H148ZM157 155H156V154ZM162 153H167L166 156ZM170 153H172L171 155H169ZM198 154L195 156V154ZM200 153V154H199ZM262 153V154H261ZM23 154V155H22ZM32 154V155H31ZM43 154V155H42ZM45 154V155H44ZM51 154V155H50ZM65 154V156H64ZM75 154V155H74ZM130 154V155H129ZM144 154V155H143ZM159 154V155H158ZM190 154V155H189ZM208 156H207V155ZM231 154V155H230ZM233 154V155H232ZM235 154V155H234ZM250 154V155H249ZM259 154H261L259 156ZM71 155V156H70ZM85 155V156H83ZM141 155V156H140ZM148 155V156H147ZM154 155V156H153ZM163 157H162V156ZM175 155V156H174ZM186 155V156H185ZM224 155V156H223ZM240 155V156H239ZM22 156V157H21ZM127 156V157H126ZM133 156V157H132ZM147 158H145V157ZM201 156V157H200ZM206 156V157H205ZM213 156V157H212ZM221 156V157H220ZM234 156V157H233ZM239 156V157H238ZM247 156V157H246ZM250 156V157H249ZM260 157L259 159L261 160H257L258 157ZM32 159H31V158ZM67 157V158H65ZM70 157V158H69ZM72 157V158H71ZM87 159H85V158ZM125 157V158H124ZM136 157V159H135ZM142 157V158H141ZM161 157V158H160ZM165 157V158H164ZM167 157V158H166ZM172 157V159H171ZM189 157V158H188ZM191 157V158H190ZM193 157V159H192ZM211 157V159H210ZM219 157L218 159H215ZM254 157V158H253ZM15 158V159H14ZM21 158V159H20ZM46 158V159H45ZM127 158V159H126ZM133 158V159H132ZM140 158V159H139ZM146 160H145V159ZM156 158H160L159 160ZM163 158V159H162ZM201 158V159H200ZM226 158V159H225ZM228 158V161H227ZM230 158V159H229ZM236 158V159H235ZM17 159V160H16ZM29 159V160H28ZM57 159V160H56ZM59 159V160H58ZM70 159V160H69ZM139 161H138V160ZM143 161H142V160ZM169 159V160H168ZM175 159V160H174ZM192 161H190V160ZM196 159V160H194ZM204 161H203V160ZM223 159V161H222ZM233 159V160H232ZM249 159V161H248ZM14 160V161H13ZM16 160V161H15ZM46 160V161H45ZM63 160V161H62ZM130 160V162H129ZM163 160V161H162ZM165 160V161H164ZM172 160V161H171ZM192 163H190L189 161ZM207 160V161H206ZM210 162H209V161ZM214 160V161H213ZM67 161V162H66ZM78 161V162H77ZM125 161V162H124ZM135 161V164H134ZM138 161V162H137ZM146 161V162H145ZM152 161H155L152 163ZM157 161V162H156ZM159 161V162H158ZM170 163V164H165V162ZM196 161V162H195ZM199 161V162H198ZM203 164H202V162ZM213 161V162H212ZM217 161V163H216ZM259 161V162H258ZM57 162V163H56ZM64 162V163H63ZM70 162V163H69ZM140 162V163H139ZM142 162V163H141ZM164 162V164H162ZM198 162V163H197ZM207 162V163H205ZM212 162V163H211ZM226 162V164H225ZM234 162V163H233ZM238 162V163H237ZM59 163V164H58ZM62 163V164H61ZM69 163V164H68ZM79 163V164H78ZM132 163V164H131ZM158 163V164H157ZM162 165H161V164ZM196 163V164H195ZM209 163V164H208ZM211 163V164H210ZM219 163H221L219 165ZM240 163V164H239ZM75 164V165H74ZM116 164V165H115ZM119 164V165H117ZM137 164V165H136ZM141 164V165H140ZM151 164V165H150ZM154 164H157L154 165ZM195 164V165H194ZM198 164V165H197ZM201 164V165H200ZM218 166H217V165ZM262 164V165H261ZM68 165V166H66ZM131 165L133 167H131ZM150 165V167H149ZM159 165V166H158ZM203 165V167H201ZM208 165V167H207ZM214 165V166H213ZM225 165V166H224ZM236 165V167H235ZM12 166V167H11ZM66 166V167H65ZM129 166V167H128ZM138 166V167H136ZM144 166V167H143ZM154 166V167H153ZM156 166V167H155ZM162 166V167H161ZM170 166V167H169ZM175 166V167H174ZM187 166V167H186ZM198 168H196V167ZM213 168H211V167ZM222 166V167H221ZM224 166V167H223ZM232 166V167H231ZM238 166V167H237ZM59 167V168H58ZM68 167V169H67ZM71 167V168H70ZM73 167V168H72ZM94 167V168H93ZM115 167V168H114ZM118 167V168H117ZM121 167V168H120ZM128 167V168H127ZM131 167V168H130ZM135 167V168H134ZM147 167V168H146ZM169 167V168H168ZM185 167V168H184ZM194 167V168H193ZM257 167V168H256ZM262 167V168H260ZM93 169H96V163H94L92 165ZM117 168V169H116ZM124 168H127L124 170ZM139 168V169H138ZM143 168V170H142ZM159 168V169H158ZM207 168V169H206ZM211 168V169H210ZM216 168V169H215ZM219 168H221L222 170H220ZM228 168V169H227ZM70 169V170H69ZM119 169V170H118ZM130 169V170H129ZM138 169V170H136ZM146 169V170H145ZM151 169V170H150ZM166 169V170H165ZM170 169V170H168ZM204 169V170H203ZM210 169V170H209ZM213 169V170H212ZM247 169V170H246ZM263 169V170H262ZM56 170V171H55ZM65 170V171H64ZM69 170V172H68ZM73 170V171H71ZM75 170V171H74ZM77 170V172H76ZM121 170H123L124 175L122 176L121 174ZM129 170V171H128ZM133 170V171H132ZM149 170V171H148ZM158 170V171H157ZM175 170V171H174ZM193 170V171H192ZM198 170V171H197ZM206 170V171H205ZM228 170V171H227ZM236 170V171H235ZM261 170V171H260ZM96 171V172H95ZM116 171V172H115ZM118 171V172H117ZM127 171V173H126ZM131 171V172H130ZM138 171V172H137ZM141 171V172H139ZM163 171V172H162ZM167 171V172H166ZM172 173H170V172ZM195 171V172H194ZM217 171V172H216ZM222 171V172H221ZM227 171V172H226ZM244 174H243V172ZM7 172V173H6ZM71 172V173H70ZM75 174H74V173ZM79 172V173H78ZM137 172V173H136ZM148 174H147V173ZM161 172V173H160ZM170 174H169V173ZM191 172V173H190ZM200 172V173H199ZM205 174H204V173ZM207 172V173H206ZM224 172V173H223ZM234 172V173H233ZM263 174H262V173ZM9 173V176H8ZM79 175L80 179L78 178ZM133 173V174H132ZM135 173V174H134ZM142 173V174H141ZM145 173V174H144ZM156 173V174H153ZM158 173V175H157ZM199 173V174H198ZM203 173V174H202ZM209 173V174H208ZM212 175H211V174ZM220 173V174H219ZM11 174V175H10ZM63 176H62V175ZM73 174V175H71ZM115 174V175H114ZM118 174V175H117ZM120 174V175H119ZM127 174V175H126ZM130 174V175H129ZM154 176H153V175ZM161 174V176H160ZM168 174V175H167ZM192 174V175H191ZM226 174V175H225ZM239 174V175H238ZM7 175V176H6ZM56 175V176H55ZM71 175V177H70ZM75 175V176H74ZM117 175V176H116ZM140 175V176H139ZM145 175V176H144ZM147 175V176H146ZM151 177H150V176ZM170 175V176H169ZM177 175V176H176ZM197 175V176H196ZM200 175V176H199ZM201 175H205L204 177ZM247 175V176H246ZM58 176V177H57ZM62 176V177H61ZM120 176V177H119ZM126 176V177H125ZM135 178H133V177ZM142 176V177H141ZM164 176V177H163ZM192 176V177H191ZM208 176V177H207ZM226 176V177H225ZM236 176H238L236 178ZM3 177V178H2ZM9 177V178H8ZM69 177V178H68ZM73 177V178H72ZM90 177V178H89ZM93 179H92V178ZM96 177V178H95ZM122 177V178H121ZM128 177V178H127ZM137 177V178H136ZM157 177V179L155 178ZM159 177V178H158ZM162 177V178H161ZM173 177V178H172ZM198 177V178H197ZM214 177V178H212ZM230 179H228V178ZM79 180H78V179ZM116 178H119L117 180H115ZM149 178V179H148ZM161 178V179H160ZM164 178V179H163ZM167 178V179H165ZM178 178V179H176ZM189 178V179H188ZM191 178V179H190ZM196 178V179H195ZM203 178V179H202ZM223 182L222 181V179ZM235 178V179H234ZM240 178V179H239ZM260 178V180H259ZM43 179V180H42ZM52 179V180H51ZM62 179V180H61ZM90 179V180H89ZM101 181H100V180ZM123 182H122V180ZM142 179V180H141ZM148 179V180H147ZM151 179H153L152 181H150ZM160 179V180H159ZM195 181V183L193 182V180ZM215 179V180H214ZM248 179V180H247ZM262 179V180H261ZM56 180V181H55ZM65 180V181H64ZM76 180V181H75ZM78 180V182H77ZM107 180V181H106ZM120 180V181H119ZM132 180V181H131ZM138 180V181H137ZM171 180V183H170ZM174 180V181H173ZM176 180V181H175ZM192 180V181H191ZM201 180V181H200ZM210 180L213 182H210ZM232 180V181H231ZM246 180V182H245ZM42 181V183H41ZM47 181H49L47 183ZM58 181V182H57ZM62 181V182H60ZM69 181V182H67ZM71 181V182H70ZM80 181V182H79ZM89 181V182H88ZM93 181V182H91ZM97 183H95V182ZM105 181V182H104ZM126 181H128L126 183ZM141 183H140V182ZM147 181H149V183H147ZM154 181V182H153ZM165 181V182H164ZM219 181L221 183H219ZM229 181V182H228ZM236 181V182H235ZM250 181V182H249ZM261 181V182H260ZM30 182V183H29ZM35 182V183H34ZM39 182V183H38ZM92 184H91V183ZM102 182V183H101ZM137 182V183H136ZM153 182V183H152ZM156 187L154 186L155 183ZM161 182V183H160ZM164 182V183H163ZM173 182V185H172ZM193 182V183H192ZM209 182V183H208ZM238 182V184H236ZM44 183V184H43ZM46 183V184H45ZM56 183V184H55ZM66 185H65V184ZM70 183V184H69ZM76 183V184H75ZM87 183V184H86ZM101 186H99L98 185ZM108 183V184H107ZM109 183L112 185L110 186ZM114 183V184H112ZM116 183V184H115ZM135 183V184H134ZM169 183V184H168ZM179 185H178V184ZM225 183V184H224ZM253 183V184H252ZM35 184V185H34ZM51 184V185H49ZM83 184V185H82ZM102 184V185H101ZM127 184V185H126ZM132 184V185H131ZM144 184V185H143ZM147 184V185H146ZM161 184V185H159ZM175 184V185H174ZM188 184V185H187ZM207 184V185H206ZM211 184V185H208ZM217 184V185H216ZM240 184V185H239ZM245 184V185H244ZM42 185V186H39ZM61 185V186H60ZM69 185V186H68ZM73 185V187L71 186ZM83 188H82V186ZM105 185V186H104ZM108 185V186H107ZM122 185V188H120ZM142 185V186H140ZM152 185V186H151ZM166 185V186H164ZM181 187H178V186ZM192 185V186H191ZM204 185V186H203ZM206 185V186H205ZM214 185V186H213ZM232 185V186H231ZM239 185V186H238ZM250 185V186H248ZM15 186V187H14ZM61 187L59 190L58 187ZM80 186V187H79ZM87 188H85V187ZM90 186V187H89ZM96 186V187H94ZM140 186V187H137ZM146 186V187H145ZM163 186V188H162ZM169 188H168V187ZM172 186V187H171ZM174 186H176V189L174 188ZM185 186V187H184ZM199 186V188H198ZM212 186V187H211ZM229 186V187H228ZM235 186V187H234ZM241 186V187H240ZM247 186V187H246ZM32 187V188H31ZM38 187V188H37ZM40 187V188H39ZM64 187V189H63ZM109 187V188H108ZM118 189H117V188ZM134 187V188H132ZM142 187V188H141ZM165 187V189H164ZM202 189H201V188ZM205 187V188H204ZM216 187V188H215ZM238 187V188H237ZM251 187V188H249ZM15 188V189H14ZM20 188V189H19ZM23 188V189H22ZM42 188V189H41ZM66 188V190H65ZM72 188V189H71ZM80 188L82 189V192L80 191ZM86 190H85V189ZM124 188V189H123ZM136 188V189H135ZM147 190H146V189ZM162 191H161V189ZM167 188V191H166ZM172 189V191H170L169 189ZM180 188V189H179ZM197 188V189H196ZM228 188V189H227ZM238 191H237V189ZM19 189V190H18ZM68 189V190H67ZM71 189V190H70ZM78 191H76V190ZM85 192H83L84 190ZM88 189V190H87ZM93 191H90V190ZM120 189V190H119ZM130 191H128V190ZM153 189V190H152ZM156 189H159L156 190ZM175 189V190H174ZM183 189V190H181ZM185 189H187V191H184ZM201 191H200V190ZM205 189V190H203ZM217 189V190H216ZM227 189V190H226ZM249 189V190H247ZM16 190V191H14ZM31 190V191H29ZM38 190V191H36ZM52 190V191H53ZM74 190V191H73ZM103 190V191H102ZM106 190V191H105ZM110 190V191H109ZM113 190V191H111ZM118 190V191H117ZM121 190L123 192H121ZM137 190V191H136ZM143 190V191H142ZM155 190V191H154ZM179 190H181V192L179 193ZM203 190V191H202ZM218 190H220V192H218ZM224 190V191H223ZM226 190V191H225ZM233 190V191H232ZM19 193H18V192ZM33 191V192H32ZM55 191V193H56ZM62 191V192H61ZM65 191V192H64ZM80 191V192H79ZM117 192L120 194V196L123 198V200L119 201L118 203H126V201H129V203L132 205V210L130 211V208L128 209H120V211L122 210L123 212H119V209H116L119 216L117 215V212L115 213L117 216V218L113 217V221L110 220V222L106 223V225H104V217H103V213H102V203H104L103 207H108L110 206L109 203L111 204L113 202V200L111 199L112 196H115ZM132 191V192H131ZM142 191V192H141ZM152 191V192H150ZM167 194H169V198H168V194L166 195L164 192ZM170 191V192H169ZM176 191V193H175ZM200 191V192H199ZM215 191V192H214ZM235 191V192H234ZM17 192V193H16ZM24 192V193H23ZM72 192V193H71ZM88 192V193H87ZM91 192V193H90ZM95 192V193H94ZM103 192V193H102ZM111 192V193H108ZM129 192V193H126ZM136 192V193H135ZM147 192V193H146ZM159 192V195L158 193ZM184 192V193H183ZM248 192V193H247ZM250 192V193H249ZM22 193V194H21ZM40 193L38 195H40ZM54 193V194H55ZM63 193V194H62ZM66 193V194H65ZM74 193V195H72ZM81 193V194H80ZM83 193H85L86 195H84ZM106 193V194H104ZM108 193V194H107ZM135 193V194H134ZM151 193V194H150ZM155 193V194H153ZM162 193V194H160ZM187 193V194H186ZM193 193V194H192ZM197 193V194H196ZM201 193V194H200ZM217 193V194H216ZM227 193V194H226ZM34 194V195H32ZM79 194V195H78ZM93 194V195H92ZM113 194V195H112ZM125 194L126 197H125ZM129 194V195H128ZM141 194L140 196L144 197V200H139L138 198H135L134 201V197ZM147 194V195H146ZM172 194L171 198L170 195ZM174 194V195H173ZM186 194V195H185ZM192 194V195H191ZM195 194V195H194ZM215 194V195H214ZM220 194V195H219ZM67 195V197H66ZM76 195V196H75ZM84 195V196H83ZM89 195V196H87ZM91 195V196H90ZM98 195V196H97ZM108 195V196H106ZM123 195V196H122ZM133 195V196H131ZM144 195V196H143ZM155 196V197H152ZM164 195V196H163ZM191 195V196H190ZM194 195V196H193ZM202 195V196H201ZM205 195V196H204ZM214 195V196H213ZM217 195V196H216ZM32 196V197H31ZM75 196V197H74ZM105 196V197H104ZM176 198H175V197ZM188 198H187V197ZM214 198H212V197ZM30 197V198H29ZM51 197L54 196H48V198L50 199L49 201H52L53 199ZM68 197L70 200H68ZM90 197V198H89ZM98 197V198H97ZM102 197V198H101ZM108 197V198H107ZM149 197V200H146ZM161 197V198H160ZM166 197V198H165ZM183 197H184V202H183ZM195 197V200H194ZM75 198V200H74ZM80 198V199H79ZM86 198V199H85ZM93 198V199H91ZM106 198V199H104ZM125 198V199H124ZM130 198V200H129ZM146 198V199H145ZM160 198V199H159ZM164 198V199H163ZM174 198V199H173ZM218 200H216V199ZM77 199V200H76ZM81 199H83L81 201ZM85 199V201H84ZM97 201H96V200ZM101 199V200H100ZM155 199V200H153ZM168 201H166V200ZM215 199V200H214ZM72 200V201H71ZM81 202H79V201ZM92 200V201H91ZM104 200V202H103ZM112 200V201H111ZM139 200V201H138ZM163 200V201H162ZM172 200V201H170ZM68 201V203H67ZM99 201V202H98ZM110 201V202H109ZM137 201V202H136ZM144 201V202H143ZM150 201V203L148 202ZM153 201V202H151ZM156 204H155V202ZM162 201V202H161ZM186 201V202H185ZM218 201V202H217ZM21 204H20V203ZM53 202V201H52ZM73 202V203H72ZM85 202V203H84ZM87 202V203H86ZM98 202V203H97ZM109 202V203H108ZM146 202L148 204H146ZM160 202V205H159ZM183 202V203H182ZM190 202V203H189ZM194 202V203H193ZM201 202V203H200ZM257 202V203H256ZM71 203V204H69ZM99 203H101L99 205ZM106 203V204H105ZM133 203V204H132ZM139 205H138V204ZM146 205H145V204ZM165 203V204H164ZM168 205H167V204ZM171 203V204H170ZM174 203V204H173ZM180 203V204H179ZM189 203V204H188ZM66 204V206H65ZM86 205V207H83V205ZM94 204V205H93ZM143 204V205H142ZM151 207H149L150 205ZM183 204V205H182ZM220 204V205H219ZM263 204V205H262ZM31 205V206H30ZM79 207H78V206ZM81 205V206H80ZM98 205V206H97ZM138 205V207H137ZM151 208V210L147 207ZM164 205V207H163ZM90 206V207H88ZM140 206H143V208H146V210L149 211H145V209L140 208ZM153 206H157V207H161L159 210L156 207ZM178 206V208H177ZM193 206V207H192ZM202 208H201V207ZM217 206V207H216ZM223 206V207H222ZM75 207V209H74ZM78 207V208H77ZM82 207V208H81ZM93 207V208H91ZM95 207V208H94ZM167 207V208H166ZM190 209H189V208ZM197 207V208H196ZM222 207V208H221ZM70 208V209H69ZM73 208V209H72ZM80 208V209H79ZM88 210L86 211L85 210ZM88 208V209H87ZM148 208V209H147ZM153 208V209H152ZM184 208V209H183ZM195 208V209H194ZM261 208V209H260ZM78 209V210H77ZM94 209V210H93ZM138 209V210H137ZM202 211H201V210ZM257 209V210H256ZM64 210V211H63ZM68 210V211H66ZM81 210V211H79ZM91 210V211H90ZM125 210V211H124ZM154 210V211H153ZM167 210V211H166ZM171 210V211H170ZM189 210V211H188ZM196 210V211H194ZM220 210V211H219ZM222 210V211H221ZM75 211V212H74ZM86 212V214L84 212ZM93 211V212H92ZM100 211V212H99ZM127 211H129L128 213L131 214H127ZM134 211V212H133ZM139 213V216L138 213ZM162 211V212H161ZM192 211V212H191ZM61 212V213H60ZM72 212V213H71ZM99 212V213H97ZM142 212V213H140ZM150 212V213H149ZM152 212V213H151ZM174 212V213H173ZM178 212V213H177ZM191 212V214H190ZM195 212V213H194ZM197 212V213H196ZM199 212V213H198ZM217 212V213H216ZM256 212V213H255ZM64 213V214H63ZM71 213V214H70ZM89 213V214H88ZM147 213V214H145ZM150 215H149V214ZM158 213V214H157ZM166 213V214H165ZM190 214V218L188 217V215ZM60 214V215H59ZM76 214V215H75ZM94 214V215H93ZM100 215V219H102V221L100 222L101 225L103 226V230L104 233L100 232L98 230V228L92 227L90 230H88L85 225L90 226V223L92 221V217L94 219V217H96V215ZM114 214V215H115ZM153 214V215H152ZM176 216L174 218V216ZM180 215V217L177 216ZM185 214V215H184ZM259 214V215H258ZM66 215V216H65ZM70 215V216H69ZM78 215V216H77ZM85 215V216H84ZM90 215V216H88ZM102 215V216H101ZM152 215V216H151ZM158 215V216H157ZM192 215V217H191ZM198 215V217L196 216ZM200 215V216H199ZM204 215V216H203ZM255 215V216H254ZM65 216V217H64ZM68 216V218H67ZM77 218H75V217ZM82 216V217H81ZM122 216V218H121ZM131 216V217H130ZM133 216V217H132ZM145 216V217H144ZM146 216H148L146 218ZM151 216V218H149ZM165 216V217H163ZM195 216V217H194ZM218 216V217H217ZM220 216V217H219ZM259 216V217H258ZM91 217V218H90ZM125 217V218H124ZM127 217V218H126ZM130 217V218H129ZM139 217V218H138ZM143 217V218H142ZM168 217V218H167ZM171 217V218H170ZM202 217V218H200ZM253 217V218H252ZM259 219H256V218ZM263 217V218H261ZM39 218V217H38ZM66 218V219H65ZM87 218V219H85ZM133 218V219H132ZM138 218V219H137ZM161 218V219H159ZM178 218V219H177ZM199 218V219H198ZM77 219V220H76ZM115 219V220H114ZM125 219V220H124ZM127 219V220H126ZM155 219V220H154ZM164 219V220H163ZM170 219V220H169ZM172 219V220H171ZM174 219V221H173ZM187 219V220H184ZM201 219V220H200ZM224 219V220H223ZM235 219V220H234ZM238 219V220H237ZM64 220V221H63ZM70 220V221H69ZM84 220V221H82ZM133 220V221H132ZM146 220V221H145ZM162 220V221H161ZM176 220V222H175ZM194 220V221H192ZM197 220V221H196ZM218 220V221H217ZM228 220V221H227ZM231 220V222H230ZM252 220V221H251ZM255 220V223L257 224H253ZM67 221V222H66ZM90 221V222H89ZM140 221V222H139ZM143 221V222H142ZM148 221V222H147ZM191 221V223H190ZM203 221V222H202ZM234 221V222H233ZM249 221V222H248ZM257 221V222H256ZM89 222V223H88ZM120 222V223H119ZM127 222V223H126ZM162 222V223H161ZM171 222H175L174 224ZM181 222V223H180ZM184 226H183V223ZM188 222V225H187ZM192 222H195V226L192 224ZM228 222V223H227ZM233 222V223H232ZM237 222V223H236ZM252 224H251V223ZM50 223V221H49ZM53 225L56 226L57 223H55L54 221H52ZM78 223V224H77ZM87 223V224H86ZM118 223V224H117ZM134 225H133V224ZM139 223V224H138ZM145 223V224H144ZM149 223V224H147ZM171 223V225H170ZM202 223H204L202 225ZM248 223V224H247ZM65 224V225H64ZM74 224V226H73ZM81 224V225H79ZM84 224V225H83ZM111 224V226H110ZM114 224H116L114 226ZM126 224V225H125ZM165 224V225H164ZM168 224V225H167ZM192 224V225H190ZM198 224L200 225L198 228ZM225 224H228L227 227ZM47 226H50L48 224V222L46 223ZM78 225V226H77ZM121 225V226H120ZM147 225V226H146ZM151 225V226H150ZM164 225V227H163ZM174 225V226H173ZM179 225V226H178ZM190 225V226H189ZM234 228H232L233 226ZM249 225V226H248ZM255 225H257L255 227ZM68 228H67V227ZM94 226V225H93ZM124 226V227H123ZM149 226V227H148ZM168 226V227H167ZM232 226V227H231ZM236 226V227H235ZM251 226V227H250ZM72 227V228H71ZM74 227V228H73ZM78 227V228H77ZM105 227V228H104ZM113 227V229L111 228ZM140 227V228H139ZM160 227V228H159ZM172 227V228H171ZM189 227V228H187ZM193 227V228H191ZM67 228V229H66ZM70 228V229H69ZM98 230L96 231L95 230ZM107 229L108 232H106L105 230ZM117 228V229H116ZM147 228V229H146ZM157 228V229H156ZM176 230H175V229ZM178 228V229H177ZM180 228L183 230H180ZM195 228V229H194ZM198 228V229H197ZM225 228V229H224ZM229 228V230L227 229ZM252 228V229H251ZM255 230L254 232V229ZM72 229V230H71ZM75 229V230H74ZM105 229V230H104ZM143 229V230H142ZM172 229V230H171ZM188 231H187V230ZM190 229V230H189ZM197 229V230H196ZM204 229V230H203ZM222 229V231H221ZM232 229V230H231ZM249 229V230H248ZM69 230V231H68ZM78 230V232H77ZM164 230V231H162ZM168 230V231H167ZM186 230V231H185ZM199 230V231H198ZM226 230V231H225ZM76 231V232H75ZM82 231V232H81ZM88 231V233H87ZM110 231V232H109ZM131 231V232H130ZM153 231V232H152ZM184 233H182V232ZM190 231V232H189ZM201 231V232H200ZM204 231H208L204 232ZM232 231V232H230ZM235 231V232H234ZM249 231V232H248ZM252 231V232H251ZM259 231V232H258ZM71 232H73L71 234ZM85 232V233H84ZM91 232V233H90ZM106 232V234H105ZM138 232V233H137ZM148 232V233H147ZM161 233V235L159 233ZM166 232V233H165ZM181 232V233H180ZM192 232V233H191ZM210 232V233H209ZM222 232V233H220ZM230 232V233H227ZM87 233V234H86ZM96 233V234H95ZM134 233V234H133ZM168 233V234H167ZM174 233V234H173ZM200 233V235H199ZM235 233V234H234ZM240 233V234H239ZM247 233V235H246ZM251 233V234H250ZM253 233V234H252ZM256 233V234H255ZM69 234V235H68ZM75 234V235H74ZM79 234V235H78ZM101 234V235H99ZM104 234V235H103ZM124 234V235H123ZM140 234V235H139ZM146 234V235H145ZM153 234V235H152ZM167 236H166V235ZM177 234V235H176ZM181 234V235H179ZM190 234V235H189ZM198 234L199 236V248H198V252L197 254H194L192 249L189 247L188 241L189 238L188 237H192V235ZM202 234H204L202 236ZM215 234V235H214ZM220 234V235H219ZM223 234V235H222ZM227 234V235H226ZM77 235V237H76ZM99 235V238H98ZM113 235V236H112ZM130 235V236H129ZM133 235V236H132ZM138 235V236H137ZM159 235V236H158ZM169 235V236H168ZM172 235V236H171ZM175 235V236H174ZM217 235V236H216ZM232 235V236H231ZM250 235V236H248ZM261 235V236H260ZM74 238H73V237ZM102 236V237H101ZM120 236V237H119ZM152 236V237H151ZM155 240H154V238ZM183 236V237H182ZM201 236V238H200ZM216 236V237H215ZM223 236V237H222ZM231 236V237H229ZM243 236V237H241ZM248 236V237H246ZM85 237V238H84ZM91 239H90V238ZM132 239H131V238ZM135 237V238H134ZM162 239V237L165 239ZM186 237V238H185ZM236 237V238H235ZM259 237V238H258ZM263 237V238H262ZM77 238V239H76ZM81 238V239H80ZM89 238V240L87 239ZM101 238V239H100ZM129 238V239H127ZM134 238V239H133ZM137 238V240H136ZM139 238V239H138ZM182 240H180V239ZM205 238V239H203ZM227 240H223V239ZM234 238V240H233ZM248 238V239H247ZM255 238V239H254ZM76 239V240H75ZM173 239V240H172ZM187 239V240H185ZM205 241H203V240ZM209 239V240H207ZM222 239V240H221ZM231 241H230V240ZM241 239V241H240ZM252 239V241L250 240ZM262 239V240H259ZM82 240V241H81ZM85 240V241H84ZM133 240V241H131ZM148 240V241H147ZM167 240V241H166ZM180 240V241H179ZM221 240V241H220ZM257 240V241H256ZM80 241V242H79ZM88 241V242H87ZM90 241V242H89ZM120 241V242H119ZM124 241V242H123ZM135 241V242H134ZM179 241V242H178ZM183 241V242H182ZM186 241V242H185ZM207 241V242H206ZM226 244H224L223 242ZM243 241V242H242ZM247 243H246V242ZM256 241V242H255ZM77 242V243H76ZM85 242V244H84ZM90 245H88L87 243ZM111 242V243H110ZM142 242V243H141ZM159 242V243H157ZM161 242V243H160ZM163 242V243H162ZM178 242V243H177ZM202 242V243H201ZM217 242V244H216ZM227 242H229L227 244ZM231 242V243H230ZM234 242V243H233ZM252 242V243H251ZM262 242V244L260 243ZM82 243V245H81ZM108 243V244H107ZM147 243V244H146ZM251 243V247L248 245ZM259 243V244H258ZM80 244V245H79ZM108 246H107V245ZM124 244V245H123ZM127 244V245H126ZM132 244V245H131ZM160 244V245H159ZM183 244H185L186 246H184ZM207 244V245H206ZM225 246H224V245ZM231 244V245H230ZM233 244V245H232ZM248 244V245H247ZM256 244V245H255ZM258 244V245H257ZM78 245V246H77ZM94 247H93V246ZM101 245H103V247H101ZM105 245V246H104ZM116 245V246H115ZM122 245V246H121ZM135 248H133L134 246ZM203 245V246H202ZM206 245V246H204ZM221 245V246H220ZM228 245V246H227ZM263 247L261 249V247ZM85 246V247H84ZM127 246V247H126ZM133 246V247H132ZM161 246V247H160ZM201 246V247H200ZM218 246V247H217ZM245 246V248H244ZM247 246V247H246ZM254 246V247H253ZM258 248H257V247ZM87 247V248H86ZM91 247V250H90ZM93 247V248H92ZM98 247V248H97ZM106 247V249L104 248ZM110 247V248H109ZM115 247V248H114ZM124 247V248H123ZM132 247V249H131ZM188 247V248H186ZM203 247V250H202ZM222 247V248H221ZM230 247V248H229ZM85 248V249H84ZM113 248V249H112ZM130 248V249H128ZM209 250H207V249ZM251 248V249H250ZM254 248V250H253ZM79 249V250H78ZM84 249V250H82ZM100 249V250H99ZM104 249V250H102ZM109 249V250H107ZM121 249V250H120ZM159 249V250H158ZM163 249V250H162ZM222 249V250H221ZM225 249V250H223ZM228 249V251L226 250ZM231 249V250H230ZM248 249V250H247ZM102 250V251H101ZM140 250V251H139ZM191 250V251H190ZM220 250V251H219ZM239 250V251H238ZM243 250V252H242ZM247 250V251H246ZM263 250V251H262ZM128 251V252H127ZM139 251V253H138ZM163 251V252H162ZM167 251V252H166ZM190 251V252H189ZM222 251V252H221ZM246 251V252H245ZM252 251V252H250ZM259 254H257L258 252ZM85 252V253H84ZM114 252V253H113ZM117 252V253H116ZM121 252V253H120ZM125 254H124V253ZM159 252V253H158ZM204 252V253H203ZM208 252V253H206ZM211 252V253H210ZM215 252V253H214ZM219 252V253H217ZM226 252V253H225ZM89 253V254H88ZM101 253V254H100ZM107 253V254H105ZM149 253V254H148ZM212 253L214 255H212ZM241 253V254H240ZM244 253V254H243ZM250 255H249V254ZM86 257H85V255ZM96 256V257H94ZM99 254V255H98ZM103 254V255H102ZM121 256H120V255ZM137 254V255H136ZM146 256H145V255ZM152 254V255H151ZM156 254V255H155ZM161 254V255H160ZM183 254V255H182ZM189 254V255H188ZM194 256H193V255ZM203 256H202V255ZM217 254V255H216ZM221 254V255H220ZM256 254V255H255ZM82 255V256H81ZM102 255V256H100ZM105 255V257H104ZM107 255V256H106ZM132 255V256H130ZM145 256L143 258V256ZM151 255V256H150ZM180 255V256H179ZM182 255V256H181ZM187 255V256H185ZM198 255V256H197ZM220 255V256H219ZM242 257H239V256ZM244 255V257H243ZM246 255V256H245ZM90 256V257H89ZM176 256V258H174ZM179 256V257H178ZM190 256V257H189ZM194 258H193V257ZM197 256V257H195ZM255 256V257H254ZM258 256V257H257ZM261 256V258H260ZM263 256V257H262ZM94 257V258H93ZM135 257V258H134ZM168 257V258H167ZM182 257V258H181ZM186 257V258H185ZM189 257V258H188ZM192 257V258H191ZM201 257V258H200ZM221 257V260H219ZM254 257V258H253ZM158 258V259H157ZM170 258V260H169ZM196 258V259H195ZM214 259V262L212 259ZM240 258V259H239ZM244 258V259H243ZM83 259V258H82ZM86 259V260H85ZM126 259V260H125ZM138 259V260H137ZM155 259V260H154ZM174 261H172V260ZM175 259H177V261H175ZM179 259V260H178ZM204 259V260H203ZM206 259V260H205ZM243 259V260H242ZM246 259V260H245ZM252 259V260H251ZM260 259V260H259ZM96 260V261H95ZM136 260V261H135ZM140 260V261H139ZM153 260V261H152ZM191 260V261H190ZM194 260V261H193ZM196 260V261H195ZM212 260V261H211ZM216 260V261H215ZM238 260V261H236ZM243 262H242V261ZM251 260V261H250ZM258 260V261H257ZM262 260V261H261ZM101 261V262H100ZM127 261V262H126ZM129 261V262H128ZM139 261V262H138ZM145 261V262H144ZM255 261V262H254ZM112 262V263H111ZM132 262V263H131ZM153 262V263H151ZM193 262V263H192ZM237 262V263H236ZM242 262V263H241ZM88 263H83V264H88ZM172 263V264H173Z\"/></svg>", "mask_w": 264, "mask_h": 264}, {"label": "water", "instance_id": "3", "mask_svg": "<svg viewBox=\"0 0 264 264\" xmlns=\"http://www.w3.org/2000/svg\"><path fill=\"white\" fill-rule=\"evenodd\" d=\"M211 1H212V0H201V4H202V5H207V4H209ZM81 29H82V28H78V31L81 32ZM78 44H79V38H78V40H77L76 42H73V43H72L73 48H77Z\"/></svg>", "mask_w": 264, "mask_h": 264}]
</instances>
